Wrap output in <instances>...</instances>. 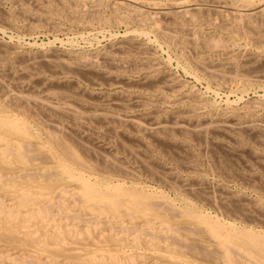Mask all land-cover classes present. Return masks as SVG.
<instances>
[{
	"label": "bare ground",
	"instance_id": "bare-ground-1",
	"mask_svg": "<svg viewBox=\"0 0 264 264\" xmlns=\"http://www.w3.org/2000/svg\"><path fill=\"white\" fill-rule=\"evenodd\" d=\"M2 1V0H1ZM18 1V0H17ZM23 1V0H22ZM26 1H28V0H26ZM31 1V0H30ZM32 1H34V0H32ZM36 2H38L37 0H35ZM42 1V0H41ZM48 1V0H47ZM53 1V2H52ZM57 1H59V4L60 5H58V3H56ZM72 0H51V2H52V4H50L49 2H47V4L49 3V6L48 7H50V8H52V9H50L49 8V10L51 11V13L52 12H54L56 15L57 14H59V15H57V16H55V17H58V18H61L60 17V15H63V17H64V15L65 16H67V17H70V15L71 14H73L72 16L73 17H70L71 18V20L73 19V20H78L79 21V17H80V20H81V22H82V20H83V18H86L87 17V19L88 18H90V17H93V16H96L95 18H97L98 19V21H97V19H96V21H97V24L96 25H98V26H101V25H103V24H101V23H109V22H118L119 23V21H120V23L123 21V19H125V17H126V15L129 17V18H131L132 19V17H133V19H137V17H139V22L140 23H142V24H146L147 26V28H149V30L151 31L150 33H153L154 34V37L156 38V41H160V40H162L161 42H167L168 44H174V46L176 47V48H180L179 50H181L180 52L182 53V55H184L185 54V56L187 57V56H189L190 55V63H193L197 68V70L199 69L200 71H201V73L200 74H202V75H204L205 77H207L208 79H210V83L212 82V80H219L220 82L221 81H224V82H230V84H231V82H240V85L242 84V86L243 87H245V86H251L253 83H255L254 84V86L256 85V84H263L264 85V61H262V63H260V62H258V63H260V65H255L253 62H256L257 61V59H258V57L261 55V53H262V51L264 52V0H207V1H209V2H211V3H209V5H205V7H203V6H201V3L204 1V0H200V6H198L199 4H198V2H196L197 0H181V1H179L178 0V2L176 3L175 1H173V2H175V3H173V4H170V3H172V2H170L169 3V6L166 8V9H164V8H161V9H159L160 11V13H161V15H158L157 13H155L157 10H154L153 12H150V11H147V10H149V9H147V8H145V9H147V10H143L141 7H142V3H144V1L143 0H141L142 1V3L140 2V1H138V0H126V1H121V0H118L116 3L118 4H120L121 3V5L123 6V5H127L126 6V8L125 9H123V10H126V12H127V9H132V10H134V14H132L131 13V11H128L129 12V14H126L124 11V13H125V16L123 15V17H121L122 16V13L120 14V16L118 15V13H117V8H115V7H112L113 6V4H114V6H115V3L114 2H110V5H111V3H113L112 5H111V7L113 8V10H111L112 11V15H110V17H108L107 15L105 16V14L104 13H102V14H104V15H102L101 14V10H102V7L103 6H105L106 8H107V4L106 3H108L109 1H106V0H73L72 2H71ZM158 1H160V0H158ZM165 1H169V0H162V2L161 3H163V2H165ZM190 1H194L197 5V7L195 6V7H191L192 5H191V3H193V2H190ZM206 1V0H205ZM205 1H204V3H205ZM206 1V2H207ZM25 2V1H24ZM23 2V3H24ZM46 2V0H44V2H43V4ZM147 2V1H146ZM190 2V3H189ZM53 3L55 4V5H58V7L57 6H55V7H51V5H53ZM87 3H88V5H89V3H90V5L89 6H87ZM149 3H150V1H149ZM160 3V2H159ZM204 3H202V5H204ZM217 3V4H216ZM30 5V4H28L27 2H25V4H21L22 5V7H23V10H22V8H21V10L22 11H25V10H27L28 8L27 7H25V6H23V5ZM35 4V3H34ZM38 4H40V3H38ZM106 4V5H105ZM146 4V3H145ZM153 3H151V5H152ZM154 4H157V3H154ZM166 2H165V6H166ZM218 5V4H220V5H222V10H218V9H215L214 7H215V5ZM21 5H20V7H21ZM42 5V4H41ZM119 6V5H116L117 7L119 6V8H121L122 6ZM158 6H159V4H157ZM191 5V6H190ZM47 6V5H46ZM45 6V7H46ZM144 6V5H143ZM160 6H162V4L160 5ZM164 6V5H163ZM30 7V6H29ZM36 7V9L38 10L39 9V7L38 6H35ZM38 7V8H37ZM45 7H43V9L45 8ZM48 7H46V9H48ZM127 7H129V8H127ZM13 8V7H12ZM105 8V9H106ZM109 8V7H108ZM151 8V7H150ZM157 8V7H156ZM218 8V7H217ZM30 9H31V7H30ZM33 9H35L34 8V5H33ZM46 9H44V12H46ZM104 9V8H103ZM104 9V10H105ZM110 9V8H109ZM164 9V11H162L161 12V10H163ZM220 9V8H219ZM29 10V9H28ZM107 10V9H106ZM105 10V11H106ZM119 10V9H118ZM153 10V9H152ZM213 11V15H212V11ZM32 11V10H31ZM36 11V10H35ZM48 11V10H47ZM110 11V10H109ZM10 12H12V11H10ZM9 12V14H11ZM14 12V11H13ZM13 12H12V14L11 15H9V16H6V20L5 19H3V17H1L3 20H5L7 23H8V21H9V23L13 20ZM19 12V11H18ZM26 12V11H25ZM33 12H34V10H33ZM41 12H43V11H41ZM40 11H39V13H41ZM43 12V13H44ZM158 12V11H157ZM16 13V12H15ZM14 13V14H15ZM35 13H37V12H35ZM46 13H48V12H46ZM45 13V14H46ZM54 13H52V14H54ZM111 13V12H110ZM110 13H108V14H110ZM120 13V12H119ZM131 13V14H130ZM8 14V13H7ZM29 14V11H28V13H25L24 15H27L29 18H30V16L28 15ZM34 14V13H33ZM44 14V15H45ZM4 16H5V14H3ZM22 15H23V13H22ZM37 15V14H36ZM36 15H32L31 17H33L34 19H36V22H40L39 20H41L40 18H38L39 20L37 21V18H35V16ZM41 15V14H40ZM43 15V14H42ZM92 15V16H91ZM132 15V16H131ZM216 17H215V16ZM46 16H48V15H46ZM90 16V17H89ZM105 16V17H104ZM136 16V17H135ZM212 17V18H217V20L219 19V23H218V26L219 27H217L216 28V30L218 29V30H220L221 31V29H223V30H226V31H228V33L230 32V33H233V34H235V36L236 37H238V38H240L241 40L243 39V42L245 41L246 43H252V44H254V46H253V48L254 47H256L255 48V50H257V51H255V53H253V55L251 56H247V57H239V56H236L235 55V51L233 52V54L235 55V56H233V55H228V53L226 54V55H224L223 56V58H217V59H214V57L215 56H213V58H212V55H216V53H217V55H219V53H220V51H219V53L218 52H216V50H223V51H225L226 52V50L229 48V47H231L233 44H232V42H230V38L233 36L232 34V36H230L229 37V39L227 40V39H224V38H222L223 37V35L222 34H220V31L218 32L219 34H220V36L222 35V37H220L219 35H217V37L216 36H214L213 37V33L211 34V33H207L208 34V36H210V37H206L207 36V34H205V33H203L204 34V36L201 34V32H199V29L201 28H199L198 30H196V28H195V26H200V25H205V23L207 22V24H208V22H209V18L208 17ZM17 18H18V16H16ZM25 17V16H24ZM50 17V16H49ZM52 17V16H51ZM210 17V20H212V18ZM14 18H15V16H14ZM17 18H15V19H17ZM26 18V17H25ZM54 17H52V19H53ZM94 18V19H95ZM15 19L12 21V22H14L15 21ZM48 18H46V20H47ZM49 19H51V18H49ZM86 19V20H87ZM92 19V18H91ZM94 19H92V21L94 20ZM131 19H129V21H131ZM18 20V19H17ZM42 20H44V18L42 19ZM45 20V21H46ZM54 20V19H53ZM61 20V19H60ZM72 20V21H73ZM162 20H164V22H165V24L164 25H162ZM30 21V20H29ZM48 21V20H47ZM46 21V22H47ZM70 21V20H69ZM78 21H77V23H78ZM84 21H85V19H84ZM83 21V22H84ZM92 21H86V22H84V23H86V24H88V22H92ZM133 21V20H132ZM131 21V22H132ZM135 21V20H134ZM179 21H181L180 23L181 24H183V22L185 23V22H187V24H189V23H193L194 24V26H193V28L195 29L194 31H192V29H191V31H189L190 30V28L187 26L186 28H184L185 27V24L184 25H181V24H179ZM214 21L216 22V19H214ZM214 21L212 22V23H214ZM23 22H24V19H23ZM45 22V23H46ZM74 22V21H73ZM76 22V21H75ZM124 22V21H123ZM136 22V21H135ZM135 22H133V23H135ZM189 22V23H188ZM211 22V21H210ZM210 22H209V24H210ZM218 22V21H217ZM217 22H216V24H217ZM1 23V22H0ZM8 23V24H9ZM30 23H31V21H30ZM30 23H28L27 25H29ZM43 23V22H42ZM41 23V24H42ZM50 23H55V22H50ZM71 23V22H70ZM80 23V22H79ZM93 23H94V21H93ZM100 25H99V24ZM117 23V24H118ZM126 23V22H125ZM140 23H137V24H140ZM4 24V23H3ZM12 24V23H11ZM38 24V23H37ZM37 24H35V22L34 23H31L29 26H30V28H32V27H34V28H36V26H37ZM46 24H48V22L46 23ZM56 24V23H55ZM54 24V25H55ZM113 24V23H112ZM193 24H191V25H193ZM10 25V24H9ZM13 25V24H12ZM24 25V24H23ZM43 25V24H42ZM91 25H93V24H91ZM106 25V24H105ZM114 25V24H113ZM121 25V24H120ZM124 25V24H123ZM130 25V24H129ZM191 25H189V26H191ZM203 25V26H204ZM213 25V24H212ZM215 25V24H214ZM28 26V27H29ZM39 26L40 25H38V28H39ZM44 26V25H43ZM49 26V25H48ZM94 26H95V24H94ZM98 26H96V28L98 27ZM112 26V25H111ZM126 26V25H125ZM140 26H142V25H140ZM145 26V25H144ZM207 26V28L209 27V26H211V25H206ZM217 26V25H216ZM215 26V27H216ZM47 27V26H46ZM128 27V26H127ZM192 27V26H191ZM33 28V29H34ZM53 28V27H52ZM55 28V27H54ZM100 28V27H99ZM105 28V27H104ZM138 28V27H137ZM141 28V27H140ZM187 28H189V30L187 29ZM204 28V27H203ZM206 28V27H205ZM213 28H214V26H213ZM212 28V29H213ZM221 28V29H220ZM40 29V28H39ZM60 29V28H59ZM106 29V28H105ZM109 29V28H108ZM136 29V28H135ZM142 29V28H141ZM211 28H209V30H210ZM215 29V28H214ZM56 30H58V29H56ZM76 30H77V28H76ZM101 30H102V28H101ZM139 30V29H138ZM148 30V29H147ZM188 30V31H187ZM31 31H32V29H31ZM49 31V30H48ZM125 31H129V30H126L125 29ZM124 31V32H125ZM130 31H131V27H130ZM146 30H144V31H137V30H135V31H133V29H132V32H131V35H127V32H125V35L127 36H125V35H123V36H125L124 37V39L122 38V36H121V38L124 40H122L121 42L119 41V42H117V40L119 39L118 38V36H117V40H116V38H115V40H116V43H112L110 46H109V48L108 49H102V52H99V50H100V48H98L97 49V52H99V53H97L96 51H91V54H88V55H91L90 57H88V56H85V55H82L83 54V52H82V54H80L81 53V51H80V55L78 54V53H76L75 52V54H76V56H72V55H69L70 53V51L68 52V54L67 53H65L64 54V52L63 51H66L67 52V49L65 50H63V49H61V50H59V48H56V51L54 50L55 48H52L53 50H49L48 52L47 51H45L46 49L48 50V48H50L48 45L49 44H47V46H48V48H46L45 50H40L41 52H40V54L39 55H37V56H33V57H28V55H25L26 53H24V55L25 56H27V57H22V55L19 53V55H18V52H16L17 53V56L14 54V50H12V49H14V48H17L16 47V45H15V47L13 46L12 47V45H11V47H12V49H11V47L10 46H7V45H9L7 42H5V43H7V45L5 46V45H3V48L4 47H8L7 49H10L11 51L10 52H7L8 54H6V53H4V50L2 49L1 51H2V55H1V53H0V75H2L1 77H3L4 78V80H6L7 79V77H8V79H12V81H14V82H12L13 83V86L16 84V86H17V88L16 87H13V86H10L11 85V83L10 82H8V83H10V85H7L8 83H7V80L5 81V83H3L4 82V80H2V79H0V80H2V81H0V88L2 89L1 91L3 92L2 94H4V97H3V95L1 96V97H3L4 98V101H1L0 100V169H3V168H11L13 165H16V166H18L19 168H20V170L21 171H19L18 172V170L15 172V173H20L19 175H17L16 174V176H14L15 175V173H14V171L12 172V174L14 173V175L12 176V175H10L9 174V172H11V169L9 170V172H6L7 173V175L5 174V175H3L2 173H0V188H2V189H10V190H12V191H10L11 193H12V195L14 196V198L16 199L15 201H13V203L15 202H17V205L18 206H23V208L24 207H29V209L25 212V211H23V212H21L20 210H17L18 208H17V206H16V208L14 207V206H12V207H14V208H9L8 209V207H5V205L2 203V201L0 200V232L1 231H6V234L4 235V236H7L8 237V239L10 238V240L13 242V244H15L16 242L15 241H17V237L16 236H19V226H21V228L22 229H24V227H25V225L26 224H28V223H26V222H29V221H31V220H33V219H36V218H38L39 216L41 217L42 216V220L44 221L45 220V218L47 219L48 217H50V216H52L53 217V213H52V208L54 207V206H56V208H58V213L60 212V211H65L66 212V214L68 215V216H70L71 218H72V216H73V221H75V219H77L76 221L78 222V221H80V220H82V222H84V224H85V227L86 228H89L90 227V224H92L93 222H95L96 223V221H97V219L99 220V218H98V216L100 215V216H102L103 218H101V220H103L102 222L105 224V225H111L112 224V219H114L115 221H120V219H122L123 218V215L124 214H127V215H129L130 217H132V218H137V217H142L145 221V223H144V225H145V227H143V228H137V227H135V225L133 226V223L132 224H126V223H124V225L122 224V223H118V222H116V223H114V224H112V230L113 229H115V228H122L124 231H127V232H131L132 234V239H131V243H132V245H136L135 246V248L140 244V237L143 235V233H145L146 232V235H148V241H147V247H151V248H157V251L159 252V253H157V254H159L160 255V258H161V261H167L168 259H177V260H182V261H184L185 259H184V256L188 253H186V251H192L193 253L194 252H197V253H194L195 255H197V256H202L203 254V252L205 251H202V255L200 254V252H201V249L198 247V246H195L194 245V243H192L191 242V240H188V234H190V235H192V234H200V235H203V234H205L207 237H208V239H209V236L210 237H212L213 239H214V241H215V248H216V251H217V254H213L212 256H211V253H213V252H206L205 251V258L207 257V256H210L211 258L212 257H216V258H218L219 260L218 261H222L224 264H264V233L263 232H260L261 230H259L258 228V230L259 231H257V230H255V229H253L252 227H251V225L249 226V227H251V228H244L243 226L242 227H237L238 225H239V223H238V225L236 226V224H234V223H232V221H228L227 222V220L225 221V220H223V221H221V220H219L218 218H219V215H217L218 216V218L215 216V218L214 217H212L211 215H209V213H210V210H208V214L206 213V211H204L205 213H203V211H200L199 209H197L198 207H196L195 205H194V202H196V201H191L192 199H185L186 200V203H183V201H185V200H183L182 201V203L184 204H182L181 206H179V205H177V204H175L173 201H172V198L170 197V195H169V193H168V197H170L169 199L167 198V196L165 195H163L160 191H158V190H161L160 188H158V192L157 191H155V190H153V189H155V188H153L152 190H148L147 188H148V186H150V185H148V186H146L145 185V187H142L143 186V184H142V188H140L137 184H134V182L133 183H130L129 185L125 182V178H124V180H122L123 178V176L120 178V176L122 175V174H125V176L127 175L128 177L130 176V177H135L136 175H137V177H138V174L139 173H137L136 174V172H135V174L136 175H134V171H135V169L134 170H130V169H127L126 167H124V164H123V160L122 159H120V160H122L123 162L121 163V161L118 163V161H116L114 158H111L110 156H112V155H109V151H108V149H106V147H101L100 145H99V143H98V145H96L95 144V142H94V140L96 141L97 139H99L100 137L102 138L103 136H106V135H108L109 137L108 138H111L112 137V139L114 138L115 139V141H116V139L119 137V139L121 140V138H120V136H118L117 135V133L119 132H116V130L115 129H117V128H112V127H114V126H111V125H113L112 123H114V124H116V123H118L119 125H126V126H129V127H127V128H132V129H134L135 131H137V134H138V132L139 133H141L142 135H144L143 137H145V134L147 135V137H145V138H148V136L149 137H157V139H158V136L161 138V136L163 137V134H164V136H165V138H167V140L168 141H171V143H169V145L171 144H173V143H175L176 145H177V147L178 146H181L182 147V149H181V151L183 150V148L185 149H188V147L189 148H191L190 147V145L189 146H186L187 144H185L186 142H188V141H190V140H192V139H195L194 140V142L196 141V139L198 140V141H200L199 143H200V145L202 144V142H204L203 144H206L205 142L206 141H209L210 140V138L211 137H209V135L207 136V134L210 132V135L212 134V133H215V131H218V132H221V134L219 135V139H220V136L221 135H223V139H222V141L220 140V142L218 143V145L221 143V145H219V146H225L226 148H228V150H229V148L231 147V145H229V141H232V142H234L236 145H234L235 147L232 149V148H230V151L232 150V154H233V152H234V150L236 151V152H238L239 153V155H240V153H242V151L244 152H246V147L248 146V144H247V139L249 138V140H250V138H252L251 136L253 135V137H255V138H258V137H260V136H263L264 137V122L262 121V120H264V119H262L261 121L263 122H260V121H258L257 119H258V117H261V116H258V117H255L256 115H254V113L252 114V108L254 107L253 105H252V107H248L247 106V108L246 107H244L243 109H244V111L242 110V111H236V109L237 108H232L233 110L231 111V109H226V108H224V109H226V112H227V110L228 111H230V113H229V115H223V114H220V113H218V114H215V116H214V114H212L213 116L212 117H208V116H204L205 115V113L203 114L202 112H201V114L203 115V117L201 116V114L200 115H198V113L199 112H197V110H195L194 111V109H191L190 107V109L192 110V113H193V111H194V113L195 112H197V115L198 116H194V115H190V113H189V111H188V114H181V112H180V110H178V111H176L177 109H174L175 111H176V115L174 114V117L173 116H170V118L168 117L169 115H170V111H168V114L169 115H167V117L169 118L168 120L165 118V115H163L162 113V116L165 118V119H162L163 117L161 116V117H156L157 115H154L153 116V114H150V115H145V114H143V111H141L142 113L139 115L137 112V116L135 115V116H133V115H128V112H126L125 111V113H127V114H124V113H122V114H124L123 116H121L120 114H119V112H118V114L117 115H115V114H113V113H111V111L112 110H109L110 112H107V109H106V111L105 110H103V108H101V105L103 106V104H104V106L105 105H108V106H112V107H114L115 106V108L117 109V107H118V109L119 108H124V109H128L129 107V109H131L132 107H136V108H138L139 106H143L141 109H143L144 107H146L145 106V104H147L151 99L150 98H154V97H151L150 96V93L148 94L150 97H148V95H147V98H149L148 100H146V101H148V102H146L145 103V99L146 98H140L137 94H134V93H132L131 95H125V94H123L122 92V94L119 96V97H117L118 96V93H115V94H117V96H114L113 97V99H111L110 97L112 96L111 94H110V96H108L109 98H106V97H104V98H102V100L100 99H98L97 98V100L96 99H94L95 97L93 96V95H95V92H94V94H92V91H91V96H93L94 98H92V97H90L89 95H87L88 93H85V92H83V91H81V90H79L78 88V86H80L79 85V83H77V81H76V83L77 84H69L68 86L66 85V84H64L63 86H62V84H60L59 86H56V82L59 80V78L58 79H56V81H51V83H50V81H48L47 83L49 84V86L51 85V84H55L54 85V87L52 86V87H48V86H46V85H48V84H46L45 86H44V84H45V80L48 78V79H51L50 77H47V78H45V80L44 79H38L37 81L41 84V91L43 90L42 89V86H44L45 88H44V90H43V93H41V91L40 90H38L37 89V87L40 85L39 83H37V81H34V83H35V85H36V83L37 84H39V85H36V89L32 86L33 84L31 83V81H30V83H31V85H30V87L28 88V90L25 88V87H28V84H27V82H28V80L27 79H29V78H31V76H34V74L35 75H37V72H39V71H44L45 69L44 68H46V67H48V70L50 69V70H53L54 72H57L58 70L59 71H63V73L64 72H74L73 74L75 75V77H76V73L78 74V76H79V74H81L82 73V76H80V77H82V78H84V76H86L85 78H88L87 76H88V74L89 73H87V71L88 72H91L92 71V74H98L99 73V69H101V67L104 69V70H101L100 72L101 73H105V74H107V76L109 75L110 76V74H112L111 76L113 77V78H117V80H119V79H123L124 78V75H123V77H114V76H116V74L119 72V73H122V74H124V73H126L127 72V70H128V66L129 65H131V66H135L136 67V65H137V62H135V60L137 59V61H139L138 59H143V57L142 58H138V56L140 55L139 53H141V54H143V52L144 53H147L148 51H147V45L149 44H147L146 43V39L147 38H149L148 37V32H145ZM200 31H202V28H201V30ZM204 31H206V30H204ZM92 32V31H91ZM100 31L98 30V33H99ZM211 32H214V31H211ZM225 32V31H224ZM149 33V34H150ZM217 32L215 31V34H216ZM221 33H222V31H221ZM104 34V33H103ZM153 34H152V36H153ZM211 34V35H210ZM224 34V33H223ZM111 35V34H110ZM229 35V34H228ZM68 36V35H67ZM72 36V35H71ZM86 36V35H85ZM90 36V35H89ZM91 36H93V35H91ZM90 36V37H91ZM113 36H116V35H114L113 34ZM212 36V37H211ZM235 36H234V38H231L232 40L233 39H235ZM82 37V36H81ZM110 37H112V36H110ZM76 38V37H75ZM94 38V37H93ZM101 38H102V36H101ZM145 38V39H144ZM153 38V37H152ZM151 38V39H152ZM226 38V37H225ZM10 39V38H9ZM95 39H96V36H95ZM94 39V40H95ZM99 39V38H98ZM97 39V40H98ZM56 40V39H55ZM75 40V39H74ZM96 40V41H97ZM120 40V39H119ZM231 40V41H232ZM237 40V39H236ZM57 41V40H56ZM69 41H70V39H69ZM68 41V42H69ZM86 41H87V39H86ZM150 41H152V40H150ZM239 40H237V42H238ZM28 42V41H27ZM41 42V41H40ZM63 42V41H62ZM72 42H75V41H72ZM72 42H70V43H72ZM110 42H111V40H110ZM158 42H157V44H158ZM240 43H241V41H239ZM244 42V43H245ZM1 43V46H2V42H0ZM5 43H3V44H5ZM166 43V44H167ZM234 43H235V40H234ZM243 43V44H244ZM12 44V43H11ZM77 43H75V45H76ZM89 44V43H88ZM154 44H155V42H154ZM165 44V46H168V45H166ZM232 44V45H231ZM237 44V43H236ZM235 44V46H237ZM242 44V43H241ZM14 45V44H13ZM40 45H42V44H40ZM44 45V44H43ZM80 45V44H79ZM94 45V44H93ZM150 45H152V44H150ZM19 46V45H18ZM53 46H54V44H53ZM52 46V47H53ZM155 46V45H154ZM158 46H160V44H158ZM238 46H241L240 44H238ZM248 46H249V44H248ZM45 47V46H44ZM91 47V46H90ZM96 47V46H95ZM107 46H105V48H106ZM242 47L244 48V45H242ZM246 47V46H245ZM2 48V47H1ZM0 48V49H1ZM20 48V47H19ZM40 48V47H39ZM41 48H43V47H41ZM69 48V47H68ZM97 48V47H96ZM148 48H151L150 49V51L149 52H151V50L153 49V47H148ZM154 48H156V47H154ZM189 48L191 49V50H189ZM232 48V47H231ZM239 48V47H238ZM237 48V49H238ZM249 48V47H248ZM252 48V47H251ZM18 49V48H17ZM59 51H58V50ZM170 49H172V48H170ZM174 49V48H173ZM236 49V51H238ZM247 48H245V50H246ZM63 50V51H62ZM69 50V49H68ZM71 50V49H70ZM96 50V49H95ZM160 50H162V48H161V46H160ZM164 50V49H163ZM162 50V51H163ZM166 50H167V48H166ZM166 50H164V51H166ZM175 50V49H174ZM186 50H188V51H190V52H192L193 54H191L190 52V54L188 55H186ZM239 50H240V48H239ZM249 50H250V48H249ZM7 51H9V50H7ZM15 51H17L16 49H15ZM28 51V50H27ZM31 51V50H30ZM29 51V52H30ZM39 51V50H38ZM37 51V52H38ZM61 51L63 52V53H61ZM73 51V50H72ZM71 51V52H72ZM156 50H154V51H152L151 53H153V52H155ZM172 51V50H171ZM176 51V50H175ZM213 51H215L216 53H214ZM222 51V52H223ZM243 51H244V49H243ZM242 51V52H243ZM248 51V50H247ZM252 51V50H251ZM23 52V51H22ZM36 52V53H37ZM157 52V51H156ZM177 52V51H176ZM179 52V53H180ZM213 52V53H212ZM229 52V51H228ZM245 52V51H244ZM4 53V54H3ZM31 53V52H30ZM35 53V54H36ZM86 53V52H85ZM93 53H97V55H92ZM139 55H138V54ZM151 53L150 54H148V55H151ZM166 53H167V51H166ZM171 53V52H170ZM184 53V54H183ZM209 53H211V54H209ZM224 53V52H223ZM231 53H232V51H231ZM230 52H229V54H231ZM251 54V52L249 51V52H247V54ZM28 54V53H27ZM32 54H34V53H32ZM31 54V55H32ZM71 54H73V53H71ZM86 54V55H87ZM135 54H137V56H135ZM158 54V53H157ZM169 54V53H168ZM174 54V53H173ZM240 54H242V55H244V53H239V55ZM30 55V54H29ZM148 55H146L147 57H148ZM177 55V54H176ZM181 55V54H180ZM179 55V56H180ZM181 55V56H182ZM19 56V58H20V56H21V59H19L18 60V57ZM93 56V57H92ZM141 56V55H140ZM145 56V57H146ZM153 56H156L155 54L153 55ZM168 56H170V54L168 55ZM175 56V55H174ZM245 56V55H244ZM263 56V55H262ZM137 57V58H136ZM146 57V58H147ZM149 57H152V56H149ZM148 57V58H149ZM156 57H159L158 55L156 56ZM176 58H178L177 56H175ZM184 57V56H183ZM182 57V58H183ZM136 58V59H135ZM144 59L143 61H146V60H148V61H150V62H152V60H150V59ZM152 58H155V57H152ZM161 58H163V57H161ZM160 58V59H161ZM169 58V57H168ZM170 58L171 59H173V57H171L170 56ZM188 59L187 60H189V57H187ZM262 58V57H261ZM17 59V60H16ZM158 59V58H157ZM165 59H167V58H165ZM168 60H170V59H168ZM256 60V61H255ZM264 60V59H263ZM148 61H146L145 63H147ZM159 61V60H158ZM158 61H153V62H155L156 64H153L154 66L153 67H155V66H157L158 64H157V62ZM175 61V60H174ZM135 62V64L136 65H134L133 63ZM150 62H148V64H149V66L151 67V64L153 63H151L150 64ZM177 62V61H176ZM179 62V61H178ZM183 62H185V61H183ZM189 62V61H188ZM188 62H185V63H188ZM144 63V62H143ZM143 63H141V65H139V66H142L143 65ZM158 63H160V61L158 62ZM166 63V62H165ZM254 64V65H252V64ZM257 63V62H256ZM128 66H127V65ZM168 64V63H167ZM177 64V63H176ZM252 65L253 67L254 66H256V68L254 67H252L253 68V70H252V68L249 66V65ZM124 65H126V67H127V70H126V67H125V70H126V72H125V70H124ZM159 65H161V64H159ZM178 65V64H177ZM185 65H187V64H185ZM191 65V64H190ZM148 66V65H147ZM180 66V68H181V65H179ZM133 67H131V68H133ZM134 67V68H135ZM138 67V66H137ZM136 67V68H137ZM152 67V68H153ZM163 67V66H162ZM161 67V68H162ZM176 67V66H175ZM192 67H193V65H192ZM129 68H130V66H129ZM130 68V69H131ZM146 69L147 68V71H148V67H146L145 68V65H144V67L142 66V67H140L138 70L139 71H141L142 69ZM151 68V69H152ZM157 69H159L158 67H156ZM184 68V67H183ZM190 68H191V66H190ZM195 68V67H194ZM88 69V70H87ZM141 69V70H140ZM143 69V70H144ZM150 69V68H149ZM87 70V71H86ZM134 70V69H133ZM183 70V69H182ZM191 70V69H190ZM194 71H195V69H193ZM249 70H252V72L250 73V75L252 74V73H255L254 75H255V78L254 79H251L250 77H248L247 75H248V71ZM41 72L42 74L44 73V72ZM97 71V72H96ZM103 71V72H102ZM129 71V70H128ZM138 71V72H139ZM157 71V70H156ZM184 71V70H183ZM48 72H50V71H48ZM95 72V73H94ZM114 72H117L116 74H114ZM131 72H133L132 70H131ZM130 72V73H131ZM137 72V71H136ZM136 72H135V74H136ZM159 72H161V71H158V73ZM163 72H164V70H163ZM190 72V71H189ZM188 72V73H189ZM246 72V73H245ZM62 73V74H63ZM151 73V72H150ZM150 73H148V74H145V77L144 78H146L147 77V79H148V77L149 76H147V75H149ZM157 73V72H156ZM166 73H167V71H166ZM165 73V74H166ZM172 73V72H171ZM170 73V74H171ZM185 73H187V71H185ZM46 74V73H45ZM56 74H58V73H56ZM70 74V73H69ZM86 74V75H85ZM96 74L94 75V76H96ZM105 74H104V76H105ZM132 74H134V72L132 73ZM154 74V73H153ZM162 73H160L159 75H161ZM164 74V73H163ZM192 74V73H191ZM196 74V73H195ZM199 74V75H200ZM247 74V75H246ZM40 75V74H39ZM58 75H60V74H58ZM100 75L103 77V74H99L98 76V78H100ZM118 75V74H117ZM126 75H127V77H128V74L126 73ZM138 75V74H137ZM151 75H152V73H151ZM150 75V76H151ZM156 75H158V74H156ZM155 75V76H156ZM159 75H158V77L157 78H159ZM173 74H171V76H172ZM186 75V74H185ZM193 75V74H192ZM191 75V76H192ZM253 75V74H252ZM43 76V75H42ZM65 76V75H64ZM70 76V75H69ZM92 76V75H91ZM90 76V74H89V77H91ZM94 76H92V77H94ZM143 76V75H142ZM141 76V77H142ZM154 76V75H153ZM153 76H151L152 77V79L153 78H156L155 76L153 77ZM203 76V77H204ZM71 77H72V74H71ZM91 77V78H92ZM106 77V76H105ZM112 77H110L111 78V80L110 79H105V80H107V81H111L112 82ZM127 77H126V79H127ZM130 77H131V79H132V76L130 75ZM129 77V78H130ZM141 77H140V79H141ZM150 77V78H151ZM165 77V76H164ZM163 77V79H162V81L163 82H166V77L164 78ZM172 77H176V76H172ZM170 78V77H167V78H169V79H171L172 81H176L177 79H174V78ZM194 77V76H193ZM202 77V76H201ZM202 77V79L204 80V78ZM254 77V76H253ZM81 78V79H82ZM84 78V79H85ZM97 78V79H98ZM128 78V79H129ZM134 78V77H133ZM156 78V79H157ZM196 78H198L197 76H196ZM207 78H206V80H207ZM32 79H34V78H32ZM31 79V80H32ZM47 79V80H48ZM54 80H55V78H53ZM52 79V80H53ZM63 79H65V78H63ZM69 79V78H68ZM72 79H74L73 77H72ZM78 78L76 77V80H77ZM97 79H95V81L97 80ZM104 79V78H103ZM131 79H129L130 81V84H131V86H132V80ZM140 79H139V77H138V80H139V82H141V84H139V82H138V84L139 85H141V87H143V91H147V90H149V92H151L152 90H153V92H154V89H156V87L158 88V85H161V84H163V83H158L156 80H152V81H148L147 82V79H146V81H143V80H141L140 81ZM160 79H161V77H160ZM159 79V82H162L161 80ZM174 79V80H173ZM36 80V79H35ZM91 83L92 82H94L93 81V79H88ZM88 80H86L87 81V83H90V82H88ZM100 80H102V79H100ZM116 80V79H115ZM115 80H113V84H114V81ZM116 80V81H117ZM124 80H125V78H124ZM123 80V81H124ZM150 80V79H149ZM158 80V79H157ZM179 80V79H178ZM177 80V81H178ZM196 80V79H195ZM202 80V81H203ZM60 81L62 82V79H60ZM66 81H68L67 79H66ZM85 81V80H84ZM115 81V82H116ZM122 81V80H121ZM121 81H117L118 82V84H120L119 82H121ZM134 81V80H133ZM155 81H156V83H155ZM169 81V80H168ZM65 81H63L62 83H64ZM75 81L74 80H72V82H70V83H74ZM128 82V80H127V82L126 83H129ZM180 82V81H179ZM181 82H182V80H181ZM184 82V81H183ZM218 82V81H217ZM44 83V84H43ZM65 83H67V82H65ZM69 83V82H68ZM67 83V84H68ZM100 83V82H99ZM125 83V84H126ZM137 83V82H136ZM157 83H158V85H157ZM175 83V82H174ZM173 83V84H174ZM206 83V82H205ZM210 83H208V85L210 84ZM235 83V84H236ZM43 84V85H42ZM93 84V83H92ZM90 85V86H93V85ZM101 84V83H100ZM100 84H98V85H100ZM111 84V83H110ZM135 83L133 82V85H134ZM137 84V85H138ZM168 82L166 83V87L168 86ZM171 84V83H170ZM176 84H178L177 82H176ZM181 84H183V83H181ZM220 84V83H219ZM234 84V83H233ZM234 84V85H235ZM78 85V86H77ZM94 85H95V83H94ZM97 85V84H96ZM109 85V84H108ZM107 85V86H108ZM128 86H129V84H127ZM137 85H135L136 86V88H137ZM180 84H178V86H179ZM185 85V84H184ZM218 85V84H217ZM224 86H226L225 84H223ZM228 85V84H227ZM263 85H262V87H263ZM65 86V87H64ZM78 88H77V87ZM121 86H123V85H121ZM134 86V87H135ZM177 86V87H178ZM181 86V85H180ZM212 86L214 87L215 86V88L216 87H218V86H216V85H213L212 84ZM221 86H222V84H221ZM231 86V85H230ZM229 86V87H230ZM236 86V85H235ZM256 86H258V85H256ZM31 87H33L34 89H35V91H34V89H33V91H29V89L31 88ZM133 87V86H132ZM163 87V86H162ZM169 87H172V85L170 86L169 85ZM169 87H168V89H169ZM82 88V87H81ZM80 88V89H81ZM86 89H87V86L85 87ZM128 88H130V87H128ZM174 88H176V86L174 87ZM180 88V87H179ZM179 88H176V89H173V88H171L172 90H170V91H173L172 92V95H173V93L175 92V91H178L177 89H179ZM181 88H183L182 86H181ZM180 88V89H181ZM206 88H207V86H206ZM218 88H220V86L218 87ZM227 88V87H226ZM231 88V87H230ZM236 88H237V86H236ZM259 89H261L260 88V86L258 87ZM257 88V89H258ZM264 88V87H263ZM82 89H84V87L82 88ZM132 89V88H131ZM138 89V88H137ZM137 89H136V91H137ZM142 89V88H141ZM141 89H139V90H141ZM164 88H159V90H161V92H162V90H163ZM166 89V88H165ZM223 89V88H222ZM234 89H235V87H234ZM240 89V88H239ZM242 89V88H241ZM250 89V88H249ZM32 90V89H31ZM88 90V89H87ZM123 90V89H122ZM156 90H158V89H156ZM156 90H155V92H156ZM158 90V91H159ZM182 90V89H181ZM209 90V89H208ZM246 90V89H245ZM0 91V92H1ZM37 91H39V92H37ZM86 91V90H85ZM90 91V90H89ZM100 91V90H99ZM143 91H142V93H143ZM157 91V92H158ZM168 91V90H167ZM169 91V92H170ZM184 91V90H183ZM182 91V92H183ZM190 91V90H189ZM211 91V90H210ZM214 91V90H213ZM230 91V90H229ZM229 91H228V93H229ZM234 91V90H233ZM238 91V90H237ZM247 91V90H246ZM248 91H250V90H248ZM88 92V91H87ZM156 92V93H157ZM160 92V93H161ZM164 92V91H163ZM168 92V93H169ZM181 92V93H182ZM185 92V93H184ZM183 93L185 94V95H187L188 93L186 92V91H184ZM191 92V91H190ZM198 92H200V91H198ZM198 92H193L194 94L195 93H198ZM232 92V91H231ZM239 92V91H238ZM39 93H41V94H39ZM104 93V92H103ZM130 93V92H129ZM139 93V92H138ZM141 93V92H140ZM145 93V92H144ZM152 93V92H151ZM155 93V94H156ZM233 93V92H232ZM236 93V92H235ZM242 93H244V92H242ZM96 94H97V92H96ZM101 93H99L98 95H100ZM134 94V96H132ZM146 94V93H145ZM154 94V95H155ZM183 94V95H184ZM192 94V93H191ZM231 94V93H230ZM234 94V93H233ZM259 94V93H258ZM103 95V94H102ZM105 95V94H104ZM136 95V96H135ZM140 95V94H139ZM143 95V94H142ZM153 95V96H154ZM172 95H171V99L173 100V98H172ZM182 95V94H181ZM180 95V96H181ZM182 95V96H183ZM184 95V96H185ZM215 95V94H214ZM229 95V94H228ZM241 95V94H240ZM243 95V94H242ZM246 95V94H245ZM95 96H97V95H95ZM143 96H145V95H143ZM155 96H157V95H155ZM164 96H166V94H163V96L161 97V95L159 96V104H163V101L165 100H163V97ZM176 96H178V95H175L174 96V98L176 97ZM188 96V95H187ZM193 96V95H192ZM200 96H202V97H205V96H203V94L201 95H199V97ZM216 96V95H215ZM248 96V95H247ZM102 97V96H101ZM116 97V98H115ZM167 97V99H168V95L166 96ZM207 97V96H206ZM235 97H237V95L235 94ZM234 97V98H235ZM239 97V96H238ZM263 97V96H262ZM177 98H179V97H177ZM182 98V97H181ZM190 98V100L191 101H193V98H191V97H189ZM197 98V97H196ZM195 98V99H196ZM201 98V97H200ZM200 98H199V100H200ZM256 98H258V97H256ZM264 98V97H263ZM144 99V100H143ZM157 98L155 97V99H154V101L156 100ZM187 99V98H186ZM186 99H184L183 100V98L182 99H180V100H182V102H184ZM202 99V98H201ZM228 99V98H227ZM99 100V101H98ZM163 100V101H162ZM168 100H170V99H168ZM177 100V99H176ZM176 100H174V101H176ZM180 100H177L178 102L180 101ZM204 100V99H203ZM238 100V99H237ZM236 100V101H237ZM257 100V99H256ZM260 99H258V101H259ZM262 100V99H261ZM260 100V101H261ZM264 100V99H263ZM153 101V100H152ZM152 101H150V103L152 102ZM174 101H172V102H174ZM187 101V100H186ZM205 101L206 102H208V103H211L210 101H207L206 100V98H205ZM204 101V102H205ZM213 101V100H212ZM224 101L225 102H227V100H225L224 99ZM231 101V100H230ZM230 101H228V102H230ZM232 101H234V100H232ZM241 101V100H240ZM243 101V100H242ZM254 101V100H253ZM259 101V103L258 104H260L261 102ZM156 102H157V100H156ZM162 102V103H161ZM168 102V101H167ZM167 102L165 101V103L167 104ZM172 102H168V104L169 103H171V106H173L172 105ZM177 102V105L180 103H178ZM194 102H199V101H193L191 104H195ZM202 103H201V105L203 104V101H201ZM247 102H248V100H247ZM249 102H250V100H249ZM257 102V101H256ZM5 103H12V105H14V106H17V107H19V109H22V112L23 111H25L26 113H27V115L29 114V115H31V117L33 118V120L35 121H37V123H39L40 124V126H41V130L43 131L42 132V135L44 136H40L39 134L40 133H37V132H35L34 130H32L31 128L32 127H30L28 124H27V122L24 120V118H21L20 116L21 115H19V116H16L15 114H13V110H11V107L10 106H8V105H5ZM164 103V104H165ZM200 103V102H199ZM234 103H236V102H234ZM253 103V102H252ZM251 103V104H252ZM263 103V102H262ZM260 104V105H258L260 108L262 107H264L263 105L264 104ZM152 104V103H151ZM154 104V103H153ZM167 104V105H168ZM173 104H175V102L173 103ZM180 104H182V103H180ZM184 104H185V102H184ZM187 104V108H188V106H189V104L188 103H186ZM197 104V103H196ZM239 104H240V102H239ZM242 104V103H241ZM244 104V103H243ZM249 105H250V103H248ZM254 104V103H253ZM158 105V104H157ZM210 105V104H209ZM230 105V104H229ZM237 105V104H236ZM245 105V104H244ZM262 105V106H261ZM108 106H107V108H108ZM150 106V105H149ZM154 106V105H153ZM170 106V105H169ZM168 106V107H169ZM176 106V105H175ZM181 106V108H182V105H180ZM186 106V105H185ZM195 106V105H194ZM194 106H191V107H194ZM200 106V105H199ZM204 107H205V105H203ZM219 106V105H218ZM246 106V105H245ZM164 107V106H163ZM166 107V106H165ZM201 107V106H200ZM203 107V108H204ZM210 107H212V105L210 106ZM224 107V106H223ZM226 107V106H225ZM230 107V106H229ZM14 108V107H13ZM106 108V107H105ZM111 108V107H110ZM149 107H147V109H148ZM157 108H158V106H157ZM172 108V107H171ZM174 108V107H173ZM202 108V109H203ZM207 108V107H206ZM214 108V107H213ZM228 108V107H227ZM240 108V107H239ZM256 108V107H255ZM14 109H16V107L14 108ZM18 109V108H17ZM121 109V110H122ZM146 109V108H145ZM150 109V108H149ZM156 109V108H155ZM155 109L153 108V110L155 111ZM160 109H161V111L160 112H162V110L164 109H162V106H160ZM159 108H158V110H160ZM167 108H165L164 110H166ZM178 109H180V107L178 108ZM185 109H183V111L185 110ZM215 109H216V107H215ZM219 109V108H218ZM257 111H259V108L257 107ZM37 110H38V112H44V116H46L47 118H45L44 116H43V112H42V115H40V116H37V115H39V113L37 112ZM133 110V109H132ZM144 110V109H143ZM152 110V111H153ZM158 110H156V112L158 111ZM173 110V109H172ZM208 110V109H207ZM211 110V109H210ZM210 110H208L209 111V113H210ZM220 110H222V112H223V109H221L220 108ZM219 110V111H220ZM240 110V109H239ZM256 110V109H255ZM254 110V111H255ZM263 110V109H262ZM16 111V110H15ZM115 110H114V108H113V111L112 112H114ZM118 111V110H117ZM129 111V110H128ZM135 111V110H134ZM133 111V112H134ZM138 111V110H137ZM151 112V113H153L151 110H148L147 111V113L148 112ZM200 111V110H199ZM202 111V110H201ZM253 111V112H254ZM131 112V111H130ZM133 112H132V114H133ZM140 112V111H139ZM146 112V111H145ZM144 112V113H145ZM149 112V113H150ZM155 112V113H156ZM160 112H157V114L159 113L160 114ZM172 112V111H171ZM178 112H180V114L178 113ZM191 112V111H190ZM212 112H214V111H212ZM218 111H217V109H216V113H217ZM261 112H263V111H261ZM116 113V112H115ZM154 113V114H155ZM173 113V112H172ZM175 113V112H174ZM185 113V112H184ZM191 113V114H192ZM208 113V112H207ZM224 113H225V111H224ZM160 114V115H161ZM256 114H258V112L256 113ZM210 115H211V113H210ZM218 115V116H217ZM260 115V114H259ZM263 115H264V113H263ZM41 116H43L44 117V119H46L48 122H50V124H48L47 123V121H45V120H43L42 119V117ZM199 116H201V117H199ZM30 118V117H29ZM40 118V119H39ZM27 119V118H26ZM42 119V120H41ZM260 120V119H259ZM32 121V120H31ZM34 121H32V122H34ZM44 121L46 122V123H44ZM148 122V124H147V122ZM144 122H146V124L144 123ZM29 123V122H28ZM96 123L98 126L96 127L94 124ZM259 123H262V124H259ZM30 124V123H29ZM38 124V125H39ZM87 124V125H86ZM90 124H91V127H90ZM119 125H116L115 127H118ZM101 126H102V128L105 126V128L104 129H102L101 128ZM82 128V131H80L78 128ZM94 127H96V128H94ZM121 127L122 126H120V129H121ZM40 128V127H39ZM99 128H101L102 130H99ZM126 128V127H125ZM76 129V130H75ZM77 129L79 130V131H77ZM83 129H86V130H90L88 133L89 134H87V133H85L84 134V136L86 135V136H88L90 139L91 138H93L92 140H93V142H92V144H91V141H89L88 140V142H85V140H83L84 138H83V133H84V130ZM112 129V130H111ZM119 129V130H120ZM36 130V129H35ZM133 130V131H134ZM101 131V132H100ZM121 131V130H120ZM124 131V130H123ZM122 131V132H123ZM134 131V132H135ZM214 131V132H213ZM78 132H80V133H78ZM81 132H83L82 134H81ZM212 132V133H211ZM218 132H216V133H218ZM126 133H128L127 131H126ZM129 133H130V131H129ZM133 133V132H132ZM132 133H131V135H129L130 137L132 136ZM161 133H162V135H161ZM249 134L248 136H244V134ZM134 134V133H133ZM136 134V135H137ZM120 135V134H119ZM127 135V134H126ZM135 135V136H136ZM141 135V136H142ZM216 135V134H215ZM215 135H213V136H215ZM251 135V136H250ZM85 136V137H86ZM134 136V137H135ZM138 136V135H137ZM136 136V138H138V137H140V135L137 137ZM209 137V139L207 138V137ZM218 136V135H217ZM122 137V139H123V136H121ZM262 137V138H263ZM88 138V139H89ZM136 138H135V140H134V142L136 141ZM141 138V137H140ZM205 138H207V139H205ZM215 138H216V136H215ZM126 139V138H125ZM131 139V138H130ZM132 139H133V137H132ZM142 139V138H141ZM151 139V138H150ZM162 139V138H161ZM163 139H164V137H163ZM213 139V137L211 138V140ZM225 139V140H224ZM261 139V138H260ZM259 139V140H260ZM138 140V139H137ZM143 140H145L144 138H143ZM149 140V139H148ZM152 140V139H151ZM155 140V139H154ZM166 140V139H165ZM209 141V142H212L213 143V141H217L216 139L215 140H213V141ZM86 141H87V139H86ZM141 141V140H140ZM140 141L138 140V142L139 143H137V144H139V146L141 145L140 144ZM158 140H156V142H157ZM163 140H161V142H162ZM193 141V140H192ZM191 141V142H192ZM198 141H196L197 143H198ZM219 141V140H218ZM217 141V142H218ZM264 141V140H263ZM34 142V143H33ZM99 142V141H98ZM133 142V143H134ZM142 142V144H144L143 143V141H141ZM150 142V141H149ZM160 142V141H159ZM173 142V143H172ZM190 142V143H191ZM252 142V141H251ZM255 142V141H254ZM109 143V142H108ZM112 143V142H111ZM124 143V142H123ZM126 143V142H125ZM125 143L124 144H122V146H123V148H124V151L125 150H127V152L129 153L130 152V154L131 155H133V157H135V156H137L136 157V159H135V161L137 162L138 160H137V158H138V152L140 151L141 152V146H140V149H139V151H137L136 150V148L135 147H132V145L131 146H127V144L125 145ZM128 143V142H127ZM158 143V142H157ZM166 143H167V141H166ZM199 143H198V148L200 147V145H199ZM234 143H232V145L234 144ZM261 142H259V144H260ZM264 143V142H263ZM102 144V143H101ZM155 144L156 143H154V146H155ZM173 145V146H176V145ZM211 144V143H210ZM210 144H208V142H207V144L205 145L206 146V149L208 150L207 152L209 153V154H206V156H205V158L204 159H206L207 160V155H210L211 153L213 154L212 156H218V155H215V154H219V159H218V157H216L218 160H219V163H216L215 161V163L216 164H220V165H222V166H224L225 168H227V169H223V171H225V170H228L229 171V168L231 169V167H232V164H234V163H232L228 158H225V151H226V149H223V150H225V151H223V150H221V151H223V156L224 157H222L221 155H222V153H220V152H218L217 151V149H219V148H217L216 149V147H218V146H216L217 145V143L215 144L214 143V146H216V147H214V146H212V145H210ZM247 144V145H246ZM129 145V144H128ZM147 145H148V143H147ZM157 145L158 144H156V146H155V149H157V148H160V146L159 147H157ZM166 145V144H165ZM169 145H166V147L167 146H169ZM170 145V146H171ZM191 145H193V144H191ZM251 145V144H250ZM248 146L247 148H249V147H251V146ZM253 145V144H252ZM257 145V144H256ZM256 145L254 146L255 148H256ZM105 146V145H104ZM115 146H117V145H115ZM119 146V145H118ZM117 146V147H118ZM122 146H121V148H122ZM143 146V145H142ZM152 146V145H151ZM162 146V145H161ZM172 146V147H173ZM196 146V145H195ZM262 147V144H260L259 145V147ZM264 146V145H263ZM157 147V148H156ZM165 147V148H166ZM194 147V146H193ZM258 147V146H257ZM144 148H146V145H145V147ZM149 149H150V145H149V147H148ZM148 148L147 149H143L144 150V152H145V150L147 151L148 150ZM152 148V147H151ZM162 149H164L163 147H161ZM160 148V149H161ZM176 148V147H175ZM200 148H202V150H203V147H200ZM205 148V147H204ZM220 148H224V147H220ZM179 149V150H180ZM185 149V151L184 152H186V153H188L187 152V150ZM192 150H194V149H196V148H191ZM191 149H189V150H191ZM244 149H246V150H244ZM129 150V151H128ZM151 150V149H150ZM169 150V149H168ZM178 150V151H179ZM188 150V151H189ZM191 150V151H192ZM201 149H197V151H199V152H201L200 151ZM228 150H227V155L229 156V154H228ZM251 150H253V151H251ZM149 151V150H148ZM152 152H153V150H151ZM156 151V150H155ZM158 152H156V153H159L160 151H159V149L157 150ZM162 151H164V150H162ZM166 151V150H165ZM164 151V152H165ZM171 150H169L168 152H170ZM181 151H180V153H181ZM191 151H189V153H188V155H195V156H197V157H195V159H197V160H195V162H196V164L198 165V155L196 154V152H195V154L194 153H192V154H190V152ZM249 151V150H248ZM247 151V152H248ZM250 151L251 152H253V155H256L255 156V158L256 157H258V156H262L261 154L260 155H258L257 156V152H254L255 150L252 148V149H250ZM256 151H258V149L256 150ZM126 152V153H127ZM139 152V153H140ZM144 152H141V153H143V155L144 156H146V154H144ZM150 152V151H149ZM174 152H176V151H174ZM174 152L172 151V155L174 154ZM183 152V153H184ZM199 152H197V153H199ZM205 152V151H204ZM207 152H205V153H207ZM214 152H215V154H214ZM251 152H248L249 154H252ZM124 153V152H123ZM140 153V154H141ZM177 153V152H176ZM180 153H179V155H180ZM186 153H184L185 155H186ZM203 153V152H202ZM202 153H200V154H202ZM256 153V154H255ZM260 153H262V151L260 150ZM111 154V153H110ZM113 154V153H112ZM117 154V153H116ZM148 154V153H147ZM152 154V153H151ZM155 154V153H154ZM160 154H161V152H160ZM171 154V153H170ZM183 154V155H184ZM225 154V155H224ZM234 154H236V153H234ZM249 154L248 155H246V156H249ZM258 154H259V152H258ZM94 155V157L93 158H95V156L97 157V158H99L98 160H94V161H92V159H89V157L90 156H93ZM142 155V156H143ZM166 155V154H165ZM179 155H177V156H179ZM183 155H181L182 156V158H184V156ZM187 155V156H188ZM115 156V155H114ZM141 156V155H140ZM140 156H139V158H140ZM148 156H150L149 154H148ZM152 156V155H151ZM155 156H157V155H155ZM159 156V155H158ZM161 156H162V154H161ZM168 156H169V154H168ZM171 156V155H170ZM169 156V157H170ZM176 155H175V157H174V155H173V157L176 159V158H178ZM181 156H179V158L181 159ZM189 156V157H190ZM203 155H201V156H199V157H202ZM235 156V155H234ZM241 156V155H240ZM128 158H129V156H127ZM164 157V156H163ZM172 156H171V158H172V160L174 159ZM189 157H188V159L185 157V160L184 161H186V162H190L191 161V159H189ZM193 157V156H192ZM192 157H190V158H192ZM209 157H211V156H208V158ZM232 157V156H231ZM239 157V156H238ZM242 157V156H241ZM241 157H239V158H241ZM249 157H253L254 158V156H249ZM116 158V157H115ZM122 158H124V157H122ZM138 158V159H139ZM141 158H144V157H141ZM151 158H155V157H151ZM168 158V157H167ZM166 158V159H167ZM171 158H168V160H170ZM194 158V157H193ZM193 158H192V160H193ZM203 158V157H202ZM212 158V159H211ZM210 159L211 160H209L210 161V163H211V161L213 160V159H215L214 157H211ZM247 158L248 157H246V160H247ZM252 158V159H253ZM96 159V158H95ZM117 159V158H116ZM133 159V158H132ZM156 159V158H155ZM161 159V158H160ZM174 159V160H175ZM204 159H202L203 161L202 162H204L205 160ZM217 159H215V160H217ZM233 159V158H232ZM235 159V158H234ZM233 159V160H234ZM251 159V158H250ZM249 159V160H250ZM251 159V160H252ZM257 159H259V158H257ZM261 159H263V158H261ZM260 159V160H261ZM36 160H41V163H42V161H48V165H42L43 167L42 168H38V164H36V166H37V168H38V170L37 171H35L34 169H33V171L34 172H31L30 170L28 171V169H27V167L30 165V164H32V163H34ZM119 160V159H118ZM140 161H138L139 163H142V161H144L145 163H142V165L144 166L145 164H146V168L147 169H145L144 167H142L141 166V164H140V167H142V168H144V171H143V169H142V171L143 172H147L146 174H147V176H148V174H149V176H151L152 177V180L153 179H159L160 181H162V183H161V185L163 184V182L165 183L164 185H166L167 184V186L169 185L171 188H173V189H178V190H180V191H175V192H178V193H181L182 191L181 190H185V191H187V194H190L191 193V195L192 194H196L197 195V200H203V199H205V200H208V201H212L211 202V204L213 203V204H216L217 203V201L215 200V198H214V201H215V203H214V201H213V199L211 198L210 199V197L208 196V194H210L211 192V190L209 191L210 193H206L205 194V192H204V187L202 188L201 187V184H200V186L199 185H197L196 187H195V184L194 183H196V184H198L195 180V178L196 177H188L189 179H194V183H192L193 181H191V183L190 182H188V180L185 182V179H184V182H179L177 179H175V173L173 172L174 171V168H173V171L171 170V173H174V174H171V173H169L170 172V170H169V166L168 167H166L165 166V164H164V160L162 161L163 162V165H164V167L167 169L168 168V171L169 172H167L166 173V171L165 172H163V171H161L162 173H165V174H163L162 175V173H159V175L157 174V172L158 171H156L155 169H153V168H155V167H153V166H155L154 164H153V161H151L150 160V162H152V163H150V165H152V167H150V165L148 166V164H149V160L148 161H146L145 159L144 160H142V159H139ZM154 160V159H153ZM172 160H170L171 162H172ZM173 160V163L175 162L176 164L178 163L177 161H179V160H175L174 161ZM182 159H181V163H182V161H183ZM201 160V159H200ZM199 160V161H200ZM248 160V161H249ZM259 160V161H260ZM38 161V162H39ZM134 161V162H135ZM239 161V160H238ZM254 161V163H255V160H253ZM263 161H264V159L263 160H261L260 162H262V164L264 165V163H263ZM133 162V163H134ZM146 162H148V163H146ZM155 162H157V161H155ZM154 162V163H155ZM170 162V163H171ZM193 162H194V160H193ZM195 162H194V164H195ZM214 162H212L213 164H214ZM243 162V161H242ZM250 162V161H249ZM161 163V162H160ZM169 163V162H168ZM181 163H178L179 165H181ZM191 163V162H190ZM188 164V166H186L187 165V163L186 164H183L182 165V167L185 165V168H188L191 164ZM205 163V162H204ZM203 163V164H204ZM209 162H206V164H205V166L206 167H208V169H210L211 171H212V169L214 168V170H216V168L213 166V168H212V166H211V168H209V166L208 165H210V164H208ZM211 163V164H212ZM240 163V162H239ZM257 163H259V162H257L256 161V165H258V166H260L259 164H257ZM45 164H47V163H45ZM130 164V163H129ZM136 164V163H135ZM156 164V163H155ZM158 164V163H157ZM215 164V165H216ZM246 164V163H245ZM250 164V163H249ZM254 164V166H256ZM261 164V165H262ZM33 165V164H32ZM138 165V164H137ZM160 165V164H159ZM173 165H175V164H173ZM179 165H177V166H179ZM219 165V170H221V171H219V172H221V173H223V174H221V175H225V174H228V172H222V169H221V166ZM234 165H236V164H234ZM244 165V164H243ZM248 164H246V166H247ZM251 165V164H250ZM249 165V167H251ZM261 166V167H263L264 168V166ZM35 166V165H34ZM130 166V165H129ZM139 166V165H138ZM161 166H162V163H161ZM192 166V165H191ZM190 166V168L192 169V171L194 170V173H195V166H193L194 167V169H193V167H191ZM199 167H201L200 165H198ZM204 166V165H203ZM202 166V167H203ZM253 166V167H254ZM30 168H32V166L30 165L29 166ZM39 167H41V165L39 164ZM163 167V166H162ZM163 167V168H164ZM175 167H176V165H175ZM179 167H181V166H179ZM182 167H181V169H182ZM197 167V166H196ZM224 167H222V168H224ZM233 167H235V166H233ZM232 167V168H233ZM248 167V166H247ZM14 168H16V167H14ZM36 168V167H35ZM129 168V167H128ZM136 168V167H135ZM156 168H158V167H156ZM161 168V167H160ZM177 168V167H176ZM184 168V167H183ZM190 168H188V169H190ZM255 168V167H254ZM258 168V167H257ZM256 168V169H257ZM263 168H258V170H262L261 172L263 173ZM165 169V170H166ZM191 169H190V171H191ZM200 169H202V168H200ZM200 169L198 170L200 173H203V171L204 170H202V171H200ZM235 169H238V167L236 166V168ZM235 169H233L232 170V172L233 171H235V172H237ZM240 169H242V168H240ZM248 169V168H247ZM147 170V171H146ZM185 169H183V171H184ZM218 170V169H217ZM216 170V171H217ZM239 170V169H238ZM245 170H246V168H245ZM250 170H251V168H250ZM254 170V169H253ZM252 170V171H253ZM7 171H8V169H7ZM160 171V170H159ZM176 171V170H175ZM178 171H180V170H178ZM186 171V170H185ZM198 171H197V173H198ZM231 171V170H230ZM239 171H243V170H239ZM2 172V171H1ZM187 172V171H186ZM218 172V173H219ZM244 172V171H243ZM251 172V171H250ZM254 172V171H253ZM4 173V172H3ZM122 173V174H121ZM183 173V172H182ZM189 173H191V172H189ZM200 173L197 175V176H199L200 175ZM216 173V172H215ZM217 173V174H218ZM225 173V174H224ZM237 173H239V172H237ZM237 173H234V178H235V174H237ZM242 173V172H241ZM248 174H250L249 172H247ZM252 173V172H251ZM258 172H256L255 173V175L257 174ZM260 173V172H259ZM259 173H258V175H259ZM9 174V175H8ZM178 174H180V173H177V176H178ZM192 174V173H191ZM230 174V173H229ZM253 174V173H252ZM261 174V173H260ZM120 175V176H119ZM219 175V174H218ZM233 175V174H232ZM231 174H230V176H229V178L232 176ZM238 175V177L237 178H235V179H239V176H240V174H237ZM243 175H245V177L243 176ZM262 175V174H261ZM260 175V176H261ZM263 175H264V173H263ZM18 176V179L21 177V179H24L25 180V182L23 181L22 183H25V186H23L22 184H21V186H18L17 188H16V185H17V182H18V179L16 178ZM20 176V177H19ZM126 176V177H127ZM148 176V178L151 180V178ZM181 176V175H180ZM195 176V175H194ZM228 176V175H227ZM242 178H247V179H245L246 180V184H248L247 183V180H249V182L251 181V180H253L252 179V177L254 176H250L251 178H248L249 176L248 175H246L245 174V172H244V174H242ZM247 176V177H246ZM133 177V178H134ZM154 177H156V178H154ZM200 177V176H199ZM224 177H226V176H224ZM255 177V176H254ZM257 177V176H256ZM259 177V176H258ZM257 177V178H258ZM136 178V177H135ZM147 178V179H148ZM179 180H182L181 178H179V177H177ZM186 178V177H185ZM187 178V179H188ZM207 178V177H206ZM227 178V177H226ZM225 178V179H226ZM263 178V177H262ZM261 177H259L258 179L260 180V179H262ZM35 179H36V182L35 183H38L37 185H34V187H33V185H32V183L35 181ZM199 179V180H198ZM197 180H198V182H201L203 179H200V178H198ZM228 179V178H227ZM232 179V178H231ZM235 179H232V181L234 180L235 181ZM258 179H257V181H258ZM20 180V179H19ZM129 180H131V179H129ZM140 180V179H139ZM138 180V181H139ZM201 180V181H200ZM205 180V179H204ZM244 179H242V181H243V184H245V181ZM256 180V179H255ZM22 181V180H21ZM127 181V180H126ZM135 181V180H134ZM141 181V180H140ZM155 181V180H154ZM209 182V180H206V182ZM231 181V180H230ZM240 181H241V179H240ZM255 182L254 180H253V183H252V181L250 182V184L251 185H258V182ZM261 181V180H260ZM130 182V181H129ZM158 182V181H157ZM204 182V181H203ZM202 182V183H203ZM262 182H264V180L263 181H261V184H263ZM140 183V182H139ZM179 185H178V184ZM205 183V182H204ZM210 183H211V181H210ZM221 183V182H220ZM76 185V187L74 188V186L73 187H70L69 189H71L72 188V190H69L68 189V186L69 185ZM217 184V183H216ZM224 184V183H223ZM238 184V183H237ZM259 184H260V182H259ZM71 185V186H72ZM141 185V184H140ZM204 185V184H203ZM202 185V186H203ZM208 185H209V183H208ZM218 185V184H217ZM225 185V184H224ZM234 185V184H233ZM256 185V189L258 188V186ZM244 186V185H243ZM247 186V188H248V185H246ZM250 186V185H249ZM262 186H264V185H262ZM147 187V188H146ZM209 187H211V186H209ZM219 187V186H218ZM220 187H223L222 185H220ZM224 187H226V186H224ZM223 187V188H224ZM253 187V186H252ZM252 187H250V188H252ZM261 189H262V187L261 186H259ZM36 188V189H35ZM255 188V187H254ZM35 189V190H34ZM149 189H151V188H149ZM170 189V188H169ZM219 189V188H218ZM221 189V191H223V189L222 188H220ZM236 189V188H235ZM205 190H208V189H205ZM225 190V189H224ZM226 190H229L228 188H226ZM225 190V191H226ZM239 190V189H238ZM253 190V189H252ZM258 190L260 191V189L258 188ZM162 191V190H161ZM174 191V190H173ZM217 191V190H216ZM220 191V190H219ZM220 191V192H221ZM257 191V190H256ZM255 191V192H256ZM0 192H4V190L3 191H0ZM160 192V193H159ZM190 192V193H189ZM233 192V191H232ZM235 192V191H234ZM264 192V189H262V193ZM8 192H6V194H7ZM166 193V192H165ZM183 193V192H182ZM185 194H186V192H184ZM212 193H213V191H212ZM211 193V194H212ZM222 193V192H221ZM221 193H219V194H221ZM227 193H231V192H228L227 191ZM257 193V192H256ZM4 194V193H3ZM173 194V193H172ZM184 194V195H185ZM186 194V195H187ZM235 194V193H234ZM234 194H229V195H227L226 194V196L224 197V195H223V197H224V199H226L227 201H231V200H233L232 202H234V201H237L236 203H239V204H241V206L240 205H237L236 203H234V205L236 204L237 206L235 207L234 205L232 206V207H234L233 209H232V211H234L235 212V214H240V216H241V214H244V215H246V214H248V210H252V212L250 213L252 216H254V214H256L257 215V217H256V215H255V218H257V219H259V221L261 222V219L262 218H264V208H263V206H264V204H262L261 205V198L260 197H258L259 198V200H260V202H259V200H257V198L256 197H253V198H255L256 199V201H254L255 199H253L252 198V200L253 201H247L246 200V198H245V200H242V198H240V197H242V195L244 196V194L242 193V195L240 194V192H239V196H237L236 194L234 195ZM261 194V193H260ZM264 194V193H263ZM10 195V194H9ZM11 195V196H12ZM177 195V194H176ZM180 195V194H179ZM179 195H178V197H179ZM191 195H189V196H191ZM195 195V196H196ZM213 195L214 194H212V197H213ZM218 195V194H217ZM221 195V196H222ZM246 195V194H245ZM258 195V194H257ZM11 196H9V198L11 197ZM45 196H48L49 197V199H48V202H46V203H43V199H44V197ZM175 196V195H174ZM173 196V197H174ZM188 196V197H189ZM211 196V195H210ZM259 196V195H258ZM43 197V198H42ZM182 196H180V198H181ZM186 197V196H185ZM199 197L200 198H203V199H199ZM218 197H220V196H218ZM263 197V196H262ZM5 198H6V195H5ZM13 198V197H12ZM11 198V199H12ZM194 198H196V197H194ZM238 198H240V199H238ZM42 199V200H41ZM46 199V200H47ZM171 199V200H170ZM182 199H184L183 197H182ZM210 199V200H209ZM217 199V198H216ZM223 199V198H222ZM264 199V198H263ZM3 200V199H2ZM45 200V199H44ZM72 200H75L77 203H78V205H80L81 207H83V208H85L86 210H91V211H93L96 215H97V217H95V215L93 216V218H94V220H91V219H93L92 217H91V215L93 214H91L90 215V217H89V215L86 217V216H82V215H78V213L79 212H82L81 214H84V212H83V210L82 211H80V210H78L79 212L77 213V212H74V213H77L76 215L74 214V215H72L73 213L71 212V207H72V204L70 205V202L72 201ZM190 200V201H189ZM221 199L219 198V201H220ZM226 200H221V201H223L224 202V205H225V203L227 202ZM251 200V199H250ZM4 201H5V199H4ZM177 201V200H176ZM188 201V202H187ZM208 201L206 202L207 204H209L208 203ZM219 201H218V203H219ZM11 202V201H10ZM177 202H180V201H177ZM205 202H203L204 204H206ZM223 202H222V204H221V207H223L222 205H223ZM262 202H263V200H262ZM4 203H6V202H4ZM12 203V202H11ZM11 203H9V204H11ZM193 203V204H192ZM197 203V205H198V202H196ZM201 203V202H200ZM221 203V202H220ZM7 204V203H6ZM226 204H228V202L226 203ZM229 204H231L232 205V203H229ZM4 205V206H3ZM13 205V204H12ZM202 205V204H201ZM218 205L219 204H217V210L219 209V207H218ZM8 206H10V205H8ZM202 206H204V205H202ZM206 206H208V205H206ZM209 206H211V205H209ZM208 206V207H209ZM214 206H216V205H214ZM225 206H227V205H225ZM75 208V207H74ZM205 208V207H204ZM203 208V209H204ZM212 208V207H211ZM216 208V207H215ZM223 208H226V207H223ZM223 208H220V209H223ZM16 209V210H15ZM22 209V208H21ZM214 209V208H213ZM218 210V211H220V212H224V211H221V210ZM228 209V208H227ZM253 210H254V212H253ZM73 211V210H72ZM226 211V210H225ZM231 211V212H232ZM247 212V213H246ZM233 213V212H232ZM56 214V213H55ZM217 214V213H216ZM215 213H214V215H216ZM228 214V213H227ZM234 214V213H233ZM235 214H234V216H235ZM60 215H62V214H60ZM60 215H59V217H60ZM64 215H65V213H64ZM78 215V216H77ZM212 215H213V213H212ZM230 215V214H229ZM55 216V215H54ZM58 216V215H57ZM80 216H82V218L80 217ZM228 216V215H227ZM247 216V215H246ZM245 216V217H246ZM248 216H250V215H248ZM43 217H45V218H43ZM70 217H67L68 219H71ZM125 217V216H124ZM225 217V216H224ZM236 217V216H235ZM66 218V219H67ZM91 218V219H90ZM222 218V217H221ZM228 218H232V217H230V216H228ZM234 218V217H233ZM233 218H232V220H233ZM238 220H240L239 218H238V216L236 217ZM243 218V217H242ZM247 218H249V217H247ZM60 219V218H59ZM68 219L66 220L67 222H68ZM224 219V218H223ZM251 219L252 218H250V219H248L249 220V222L251 221ZM17 220V221H16ZM52 220V219H51ZM127 220H129V217H128V219ZM245 221H246V219H244ZM243 220V221H244ZM247 220V221H248ZM255 220V219H254ZM64 221V219H61V221H59V222H63ZM234 221H237V220H235L234 219ZM257 221V220H256ZM256 221H254V222H256ZM262 221H264V220H262ZM40 222V221H39ZM45 222V221H44ZM44 222H42L41 221V223L43 224ZM46 222H47V220H46ZM50 222V221H49ZM48 222V223H49ZM55 222V221H54ZM102 222H101V224H102ZM240 222V221H239ZM252 222V221H251ZM259 222V223H260ZM31 223V222H30ZM36 223V222H35ZM78 223H80V222H78ZM99 223H100V220H99ZM98 223V225H100ZM258 223V222H257ZM256 223V224H257ZM19 224V225H18ZM40 224V223H39ZM126 224V225H125ZM138 224V223H137ZM156 224H157V227H155L156 226ZM248 224V223H247ZM255 224V223H254ZM261 224V223H260ZM259 224V225H260ZM263 224V223H262ZM44 225V224H43ZM48 225V224H47ZM47 225H44L45 227L47 226ZM51 225V224H50ZM57 224H55V226H56ZM97 225V224H96ZM97 225V226H98ZM139 225V224H138ZM24 226V227H23ZM28 226H30V225H28ZM41 226V225H40ZM55 226L53 227L54 229H56L55 228ZM253 226V225H252ZM264 226V225H263ZM27 227V226H26ZM34 227H35V224H34ZM39 227V226H38ZM42 227V226H41ZM49 227H51V226H49ZM66 227V226H65ZM74 227H76V226H73V229H74ZM254 227V226H253ZM28 228H32V227H28ZM44 228V227H43ZM58 228V230H59V226L57 227ZM77 228V227H76ZM85 228V229H86ZM26 229V228H25ZM54 229H52V230H54ZM145 229V230H144ZM29 230V229H28ZM45 230V229H44ZM67 230H68V228H67ZM88 230V229H87ZM86 230V231H87ZM95 230V229H94ZM119 230V229H118ZM55 231V230H54ZM70 233H72V230H68ZM74 231H76L75 229H74ZM111 231V230H110ZM263 231V230H262ZM88 232H90V231H87V233ZM106 232V231H105ZM34 233V232H33ZM38 233V232H37ZM57 235H56V234ZM65 232L64 231H56V232H53V233H50V237L52 238V239H54V242L56 243V247H54V249L52 248V246L51 247H49V249L50 248H52V250H54V252L55 253H59L61 250H62V242H63V239L62 238H65V236H63V234H64ZM113 233V232H112ZM114 233H116V232H114ZM183 233H185L186 235H183ZM3 234V233H2ZM20 234H21V232H20ZM23 234H26V238H20V239H25V246H26V244H28V245H30V246H32L31 244H34V245H38L39 247H37V248H39V249H37V250H40V248H45V242H43L42 240L43 239H39V238H37V237H35V236H33V234L31 233V230L30 231H27V230H25V232H23ZM39 234V233H38ZM73 234H74V232H73ZM78 234H79V232H78ZM82 234V233H81ZM89 234V233H88ZM93 235V234H92ZM116 235H118V236H120L121 234L119 233V234H116ZM115 234H113L112 236H108V237H105V238H107V240H110V241H113V242H116V243H119L120 242V240L118 239V237L116 236ZM41 236V235H40ZM81 236V235H80ZM89 236H90V234H89ZM102 236V235H101ZM127 236V235H126ZM198 236V235H197ZM206 236H204L203 238L205 239V237ZM48 237V236H47ZM122 237V236H121ZM199 237V236H198ZM45 238V240H46V237H44ZM201 238H202V236H201ZM5 239H7V238H5ZM7 239V240H8ZM66 239V238H65ZM142 239V238H141ZM1 241H4V240H2V238H1ZM9 241V240H8ZM7 242V243H11L12 244V242ZM199 242V241H198ZM4 243H6L5 241H4ZM19 243H21V242H19ZM98 243V242H97ZM100 243V242H99ZM115 243V244H116ZM200 243V242H199ZM202 243H204V242H202ZM12 244V245H13ZM22 244H23V242H22ZM64 244H65V242H64ZM101 244V243H100ZM15 245H20V244H15ZM23 245V246H24ZM48 245V244H47ZM87 245V244H86ZM1 246H3V245H1ZM11 246V245H10ZM106 246V245H105ZM105 246H103V247H105ZM117 246V245H116ZM120 246L123 248V247H125V248H127V246H123V243H120ZM129 246V245H128ZM202 246H205V245H203L202 244ZM15 247V246H14ZM19 247H22V245H20ZM18 247V248H19ZM26 247H28V246H26ZM120 247V248H121ZM16 248V247H15ZM34 248V247H33ZM32 248V249H33ZM97 248V247H96ZM121 248V249H122ZM131 248H133V247H131ZM138 248V247H137ZM210 249H211V245H210V247H209ZM214 248V249H215ZM22 249H24V247H22ZM26 249V248H25ZM46 249H48L47 248V246H46ZM80 249V248H79ZM79 249H77V250H79ZM85 249V248H84ZM87 249V248H86ZM118 249V248H117ZM143 249V248H142ZM142 249H141V251H142ZM205 249H207V248H205ZM214 249H213V251H214ZM37 250H35V251H37ZM51 250V249H50ZM97 250V249H96ZM100 250V249H99ZM103 250V253L102 254H93V255H91V256H89V261H93L94 262V264H137V262H136V255L135 254H132V252H130V251H125V252H123V254H125V257H124V261H123V259L121 260L120 258L122 257L121 255H120V251H118V250H110V249H102ZM126 250V249H125ZM127 250H128V248H127ZM143 250H145V249H143ZM147 251H149V248H147L146 249ZM145 250V251H146ZM152 250V249H151ZM208 250V249H207ZM30 251V250H29ZM32 251V250H31ZM63 251V250H62ZM80 251V250H79ZM85 251V250H84ZM122 251V250H121ZM132 251V250H131ZM135 251V250H134ZM184 251H185V255H184ZM5 252V251H4ZM34 252V251H33ZM47 252V251H46ZM45 252V253H46ZM64 252V251H63ZM76 252V251H75ZM96 252V251H95ZM154 252H155V250H154ZM0 253H2V252H0ZM43 253H44V251H43ZM64 253H66V252H64ZM100 253V252H99ZM156 253V252H155ZM8 254H9V251H8ZM8 254H6V256L8 257ZM35 254H36V252H35ZM34 253H33V255H35ZM42 254V253H41ZM67 254H69V252L67 253ZM143 254V253H142ZM145 254V253H144ZM52 255V254H51ZM1 256H3V253H2V255ZM14 256H15V253H14ZM14 256H12V255H10L9 257H12V258H15ZM16 256H18V255H16ZM71 256H72V254H71ZM79 256V255H78ZM188 256V255H187ZM4 257V256H3ZM32 257V256H31ZM68 257V256H67ZM70 257V256H69ZM141 257V256H140ZM203 257V256H202ZM1 258V257H0ZM17 259H18V257H16ZM24 258V257H23ZM27 259H28V257H26ZM25 258V259H26ZM71 258V257H70ZM74 258H76V257H74ZM73 258V259H74ZM142 258V257H141ZM188 258V257H187ZM216 258H215V260H216ZM8 259V258H7ZM17 259H13V262H14V260H17ZM40 259V258H39ZM39 259H37V261L39 260ZM189 259V258H188ZM191 259V258H190ZM196 259H198V258H196ZM9 260V259H8ZM23 260V259H22ZM29 260V259H28ZM35 260H36V258H35ZM192 260V259H191ZM194 260V259H193ZM193 260H192V263H193ZM201 260H202V258H201ZM200 260V261H201ZM210 260V259H209ZM214 260V261H215ZM2 261V260H1ZM11 261H12V259H11ZM28 264H31V263H29L30 261H33V257L29 260V261H27V260H25ZM42 261H43V259H42ZM42 261H41V259H40V261H38V264H42ZM203 261V260H202ZM206 261H208V259L206 260ZM17 262V261H16ZM34 262H36V261H34ZM56 262H58V260L56 261ZM143 262V261H142ZM181 262V261H180ZM185 262V261H184ZM183 262V263H184ZM188 262H190V261H188ZM195 262V261H194ZM26 263V264H27ZM62 263V262H61ZM64 263H65V260H64ZM63 263V264H64ZM72 263H74V262H72ZM151 263V262H150ZM149 263V264H150ZM163 263V262H162ZM168 263V262H167ZM186 263V262H185ZM196 263H198V264H203L202 262H196ZM0 264H1V262H0ZM7 264V263H6ZM20 264H22V263H20ZM36 264H37V262H36ZM48 264V263H47ZM49 264H55L54 263V260L52 261V263H49ZM66 264V263H65ZM69 264V263H68ZM78 264V263H77ZM86 264V263H85ZM152 264V263H151ZM158 264V263H157ZM160 264V263H159ZM163 264H165V263H163ZM171 264V263H170ZM191 264V263H190ZM209 264V263H208ZM216 264V263H215ZM220 264V263H219Z\"/></svg>",
	"mask_w": 264,
	"mask_h": 264
},
{
	"label": "rangeland",
	"instance_id": "rangeland-1",
	"mask_svg": "<svg viewBox=\"0 0 264 264\" xmlns=\"http://www.w3.org/2000/svg\"><path fill=\"white\" fill-rule=\"evenodd\" d=\"M27 2L28 4H30L29 6L31 7V9H30V7L26 4V5H23V6H25V7H27L28 9L27 10H25V11H22L23 10V7H22V5L21 4H25V2ZM38 2H36L35 0L34 1H30V0H28V1H26V0H0V42H2V46H1V43H0V53H1V55H2V49L4 50V53H6V54H8L7 52H10L11 50L10 49H7L8 47H4L3 48V45H7V43L9 44V45H7V46H10L11 47V45H12V47L14 46L15 47V45H16V47L18 48H14V49H12V47H11V49L12 50H14V54L17 56V53L16 52H18V55H19V53L22 55V57H24L25 55H28V57H33V56H37V55H39L40 54V50H45L46 48H48V46L50 47V48H48V50L46 49L45 51H49L50 49L51 50H53L52 48H55L54 50L56 51V48H59V50H61V49H67V52L66 51H63L64 52V54L65 53H67L68 54V52L70 53L69 55H72V56H76V54H75V52L76 53H80V51H81V53L80 54H82V52H83V54L82 55H85V56H88V57H90L91 55H88V54H91V51H96L97 52V49L98 48H100V50H99V52H102V49H108L109 48V46L112 44V43H116V40H117V36H118V38L120 39H118L117 40V42H121L123 39H124V37L126 36L125 35V32H127V31H125V29L126 30H129L128 32H127V35L129 34V35H131V32H132V29H133V31H135V30H137V31H144V30H146L145 32H148V37L149 38H147L145 41H146V43L148 44L147 46L148 47H153V49L151 50V52L152 51H154V50H156L155 52H153V53H151V52H149L150 51V49L151 48H148L147 47V53H144L143 52V54H141V53H137L139 56H138V58H142L143 56V59L141 60V59H138L139 61H137V57L135 58L136 60H135V62H137V65L135 64V62L133 63L134 65H136V67L134 68L133 66H131V65H129L130 66V68L131 67H133V68H129V66H128V70H127V67H126V65H124V70H125V67H126V70H127V72H126V70H125V72L128 74V77H127V75H126V73H124V74H122V73H117V72H114V74H116V76H114V77H123V75H124V78H125V80H124V78L123 79H119V80H117V78H113L111 75L112 74H110V76L108 75L107 76V74H105V73H101L100 71L101 70H104L102 67H101V69H99L98 71H99V73L98 74H96L95 72V74H96V76H94L95 74H92V71L91 72H88L87 70V73H89L90 74V76L92 75V76H94V77H89V74H88V78H85L86 76H84V78H82L83 76H82V73L81 74H79V76H78V74L76 73V77L78 78L77 80H76V77H75V73L74 72H64L63 73V71L61 70V71H57V72H54L53 70H48V67H46V68H44L45 70L43 71L44 73L42 74L41 72L42 71H39V72H37V75H35L34 74V76H31V78H29V79H27L28 80V82H27V84H28V87H25L27 90H28V88L30 87V85H31V83L33 84L32 86L35 88L36 87V85H39L40 83L37 81L38 79H44L45 80V78H47V77H50L51 79H46L45 80V84H44V86L46 85V84H48L49 82L48 81H56V79H58L59 78V80L56 82L57 84H56V86H59L60 84H62V86L64 85V84H66L67 86L69 85V84H77V83H79V85L80 86H76L79 90H81V91H83V92H85V93H88L87 95H89L90 97H92V98H94V99H96L97 100V98L100 100H102V98H104V97H106V98H109L108 96H110V94L112 95L110 98L111 99H113V97L114 96H117V94H115V93H118V96L117 97H119L122 93L123 94H125V95H131L132 93H134V94H137L141 99L142 98H146L145 99V103L146 102H148V101H146V100H148L149 98H147V95L150 93V96L151 97H154L153 99L152 98H150L149 100L150 101H152L151 103H150V101L147 103V104H145V106L146 107H144L143 109H141L143 106H139L138 108H134V107H132L131 109H122V108H119L118 109V107H117V109L115 108V106L114 107H112V106H108V105H105L104 106V104H103V106L101 105V108H103V110H105L106 111V109H107V112H110L109 110H112L113 111V108H114V112H112L111 111V113H113V114H115V115H117L118 114V112H119V114L121 115V116H123L124 114H127V113H125V111L126 112H128V115H133V116H137V113L139 114H141L142 112L141 111H143V114H145V115H150V114H153V116L154 115H157L156 117H161L162 116V114L163 115H165V118L168 120L169 118H170V116H173L174 117V114L176 115L177 113H176V111H178V110H180V112H181V114H188V111H189V113H190V115H196V116H198V115H200L201 114V112L204 114L205 113V115L204 116H208V117H212L213 115L212 114H214V116H215V114H218V113H220V114H223V115H229V113H230V111H228L229 109H231V111L233 110L232 108H237L236 109V111H244V107H246L247 108V106L249 107H252V105L254 106L253 108H252V114L254 113V115H256L255 117H258V116H261V117H258V121H260V122H264V120H262V119H264V115H263V113H264V107L262 108H260L258 105H260L262 102V104H264V85L263 84H256V85H258V86H254V84L255 83H253L250 87L249 86H245V87H243L242 86V84L240 85V82H231V84H230V82H224V81H219V80H212V82L210 83V79H208L207 77H205L204 75H202V74H200L201 73V71L198 69H196L197 67L193 64V63H190V53L191 54H193L192 52H190V51H188V50H186L187 52H186V55L188 54L189 56H187V57H189V60H187L188 58L185 56V54L184 55H182V53L180 52L181 50H179L180 48H176L175 46H174V44H168L167 42H161L162 40H160L159 42L158 41H156V38L154 37V34L153 33H150L151 31L149 30V28H147L146 26V24H142V23H140L139 22V17H137V19H133V17H132V19L131 18H129L127 15H126V17H125V19H123V21L120 23V21H119V23L118 22H107V23H101V24H103V25H101V26H98V25H96L97 24V21H98V19L97 18H95L96 16H93V17H90V18H88L87 19V17L86 18H83V20H82V22H81V20H80V17H79V21L78 20H71V18L70 17H73L72 15L73 14H71L70 15V17H67V16H65L64 15V17H63V15H60V17L61 18H58V17H55V16H57V15H59V14H55L54 12H52V13H54V14H52L51 13V11L49 10V8L50 7H48L49 6V3L50 4H52V2H51V0H46V2L43 4V2H44V0H37ZM56 1V0H55ZM73 1V0H72ZM71 1V2H72ZM106 1H109L108 3H106L105 5L107 6V8L105 7V6H103L102 7V10H101V14L102 13H106L105 14V16L107 15H109L108 17H110V15H112V11L111 10H113V8L112 7H115V8H117V13H118V15L120 16V14L122 13V16L121 17H123V15L125 16V13L126 14H129V12L128 11H131V13L132 14H134L135 12H134V10H132V9H127V12H126V10H123V9H125L126 8V6L127 5H121V3L119 4H117L116 2L118 1V0H106ZM116 1V2H115ZM121 1H126V0H121ZM138 1H140L141 3H142V1L141 0H138ZM144 1V3H142V9L143 10H147V9H149V10H147V11H150V12H153L154 10H157L155 13H159L158 15H161V13L159 12L160 10L159 9H161V8H164V9H166L168 6H169V3L170 2H172V3H170V4H173V3H177L178 2V0H169V1H165L167 4H166V6H165V2H163V3H161L162 2V0H160V1H158V0H143ZM147 1V2H146ZM149 1H150V3H149ZM173 1H175V2H173ZM179 1H181V0H179ZM200 2V0H197L196 2ZM202 1V0H201ZM205 1V0H204ZM204 1L202 2V3H204ZM207 1V0H206ZM205 1V3H204V5H202V3H201V6H203V7H205V5L207 6V5H209V3H211V2H209V1H207L206 2ZM24 2V3H23ZM47 2H49L48 4H47ZM110 2H114L115 3V6H114V4L113 3H111V5L113 4V6L111 7V5H110ZM160 2V3H159ZM190 2H193V3H191V7L193 8V7H195L197 4L194 2V1H190ZM189 2V3H190ZM198 2V6H200V3ZM209 2V3H208ZM35 3V4H34ZM38 3H40V4H38ZM56 3H58V5H60L59 4V1H57ZM55 3V4H56ZM146 3V4H145ZM151 3H153L152 5H151ZM154 3H157V4H159V6L157 5V4H154ZM42 4V5H41ZM54 3H53V5H51V7L53 6V7H55V6H57L58 7V5H55ZM162 4V6H160ZM217 4V3H216ZM20 5H21V7H20ZM33 5H34V8L35 9H33ZM47 5V6H46ZM89 5H90V3H89ZM88 5V3H87V6H89ZM116 5H121L122 7L121 8H119V6L117 7ZM144 5V6H143ZM164 5V6H163ZM195 5V6H194ZM215 5V4H214ZM35 6H38L39 7V9L37 10L36 9V7ZM48 7V9H46V7ZM13 7V8H12ZM37 7V8H38ZM43 7H45L44 9H46V12H48V13H46V12H44V9H43ZM110 9H109V8ZM151 7V8H150ZM157 7V8H156ZM197 7V6H196ZM218 7V8H217ZM21 8H22V10H21ZM106 10H104V9ZM127 8H129V7H127ZM145 8H147V9H145ZM215 9H218V10H222V5H220V4H218V5H215V7H214ZM220 8V9H219ZM50 9H52V8H50ZM119 9V10H118ZM153 9V10H152ZM164 9L163 10H161V12L162 11H164ZM32 10V11H31ZM33 10H34V12H33ZM36 10V11H35ZM48 10V11H47ZM110 10V11H109ZM10 11H14L13 12V20L15 19V18H17L16 16H18V20L17 19H15V21L14 22H10L9 23V21H8V23L10 24H8L6 21V16H9V15H11L12 14V12H10ZM19 11V12H18ZM28 11H29V16L31 15H36L35 16V18H37V21L39 20L38 18H40L41 20H39L40 22H36V19H34L33 17H31L30 16V18L27 16V15H24L25 13H28ZM39 11L41 12V11H43V12H41V13H39ZM125 13H124V12ZM212 11V10H211ZM9 12L11 13V14H9ZM16 12V13H15ZM35 12H37V13H35ZM111 12V13H110ZM120 12V13H119ZM8 13V14H7ZM15 13V14H14ZM22 13H23V15H22ZM34 13V14H33ZM46 13V14H45ZM108 13H110V14H108ZM130 13V14H131ZM212 13V15H213V11L211 12ZM3 14H5V16L3 15ZM41 14V15H40ZM43 14V15H42ZM45 14V15H44ZM104 14H102V15H104ZM46 15H48V16H46ZM55 15V16H54ZM14 16H15V18H14ZM26 18H25V17ZM50 16V17H49ZM54 17L53 19H52V17ZM92 16V15H91ZM104 16V17H105ZM132 16V15H131ZM215 16V15H214ZM1 17H3V19H5V20H3ZM136 17V16H135ZM211 17V16H210ZM210 17H208L209 18V22H210V24H209V22H208V24H207V22L205 23V25L203 26V25H200V26H195V28H196V30H198L200 27L202 28V31H200L201 30V28L199 29V32H201V34L204 36V34L203 33H205V34H207L208 32L209 33H213V37L214 36H216L217 37V35H219L220 36V34H222L223 35V37H222V35L220 36V37H222V38H224V39H229V37L230 36H232L231 38H234V36H235V34H233V33H228V31H226V30H223V29H221V31H222V33H221V31L220 30H216V28L217 27H219L218 26V23H219V19L217 20V18H212V20H210ZM216 17V16H215ZM44 18V20H42ZM46 18H48L47 20H46ZM49 18H51V19H49ZM94 19L93 21H94V23H93V21H92V19ZM23 19H24V22H23ZM61 19V20H60ZM84 19H85V21H84ZM88 21H92L91 23L90 22H88V24H86V23H84V22H86L87 20ZM96 19H97V21H96ZM129 19H131V21H129ZM214 19H216V22H217V24H216V22L214 21ZM31 21V23H34L35 22V24H37V26H36V28H34V27H32V28H30V21ZM48 22V24H46L47 22ZM70 20V21H69ZM136 22H135V21ZM76 21V22H75ZM77 21H78V23H77ZM84 21V22H83ZM214 21V23H212ZM43 22V23H42ZM46 22V23H45ZM50 22H55V23H50ZM71 22V23H70ZM80 22V23H79ZM126 22V23H125ZM133 22H135V23H133ZM162 22V25H164L165 24V22H164V20H162L161 21ZM181 21H179V24H181L180 23ZM4 23V24H3ZM13 25H12V24ZM28 23H30L29 25H27ZM44 25H42V24ZM114 25H113V24ZM118 23V24H117ZM137 23H140V24H137ZM189 23V22H188ZM24 24V25H23ZM55 24V25H54ZM91 24H93V25H91ZM94 24H95V26H94ZM99 24V23H98ZM121 24V25H120ZM124 24V25H123ZM130 24V25H129ZM185 24V27L184 28H186L187 26L190 28V30H189V28H187L189 31H191V29H192V31H194L195 29L193 28V26H194V24L193 23H189V24H187V22H183V24H181V25H184ZM191 24H193V25H191ZM213 24V25H212ZM215 24V25H214ZM38 25H40L39 26V28H38ZM49 25V26H48ZM100 25V24H99ZM112 25V26H111ZM126 25V26H125ZM140 25H142V26H140ZM145 25V26H144ZM189 25H191V26H189ZM206 25H211V26H209L208 28H207V26ZM217 25V26H216ZM29 26V27H28ZM47 26V27H46ZM96 26H98L97 28H96ZM128 26V27H127ZM213 26H214V28H213ZM216 26V27H215ZM53 27V28H52ZM55 27V28H54ZM100 27V28H99ZM106 29H105V28ZM130 27H131V31H130ZM138 27V28H137ZM142 29H141V28ZM204 27V28H203ZM206 27V28H205ZM34 28V29H33ZM60 28V29H59ZM76 28H77V30H76ZM101 28H102V30H101ZM109 28V29H108ZM136 28V29H135ZM209 28H211L210 30H209ZM213 28V29H212ZM31 29H32V31H31ZM56 29H58V30H56ZM139 29V30H138ZM148 29V30H147ZM49 30V31H48ZM98 30L100 31L99 33H98ZM187 30V31H188ZM204 30H206V31H204ZM92 31V32H91ZM125 31V32H124ZM211 31H214V32H211ZM215 31L217 32L216 34H215ZM220 31V34L218 33ZM225 31V32H224ZM104 33V34H103ZM150 33V34H149ZM224 33V34H223ZM111 34V35H110ZM113 34L114 35H116V36H113ZM152 34H153V36H152ZM210 34V35H211ZM229 34V35H228ZM232 34V35H231ZM68 35V36H67ZM72 35V36H71ZM86 35V36H85ZM91 35H93V36H90ZM123 35H125V36H123ZM128 35V36H129ZM82 36V37H81ZM95 36H96V39H95ZM101 36H102V38H101ZM110 36H112V37H110ZM121 36H122V38H121ZM76 37V38H75ZM94 37V38H93ZM116 38V40H115V38ZM127 37V36H126ZM125 37V38H126ZM153 37V38H152ZM206 37H210V36H208V34H207V36ZM212 37V36H211ZM226 37V38H225ZM10 38V39H9ZM99 38V39H98ZM152 38V39H151ZM229 39L230 40V42H232V48L231 47H229L227 50H226V52L225 51H221V50H216V52H218L219 53V51H220V53H219V55H217V53L215 52V51H213L214 53H216V55L214 54V55H212V58H213V56H215L214 57V59H217V58H223V56L224 55H226L227 53H228V55H233V56H239V57H247V56H252L253 55V53H255V51H257V50H255V48L256 47H254L253 48V46H254V44H250V43H246L245 41V43L243 42V39L241 40L240 38H238V37H236L235 36V39ZM57 41H56V40ZM69 39H70V41H69ZM75 39V40H74ZM86 39H87V41H86ZM95 39V40H94ZM98 39V40H97ZM122 39V40H121ZM145 39V38H144ZM239 40V41H241V43L238 41L237 42V40ZM97 40V41H96ZM110 40H111V42H110ZM150 40H152V41H150ZM232 40V41H231ZM234 40H235V43H234ZM28 41V42H27ZM41 41V42H40ZM63 41V42H62ZM69 41V42H68ZM72 41H75V42H72ZM124 41V40H123ZM5 42H7V43H5ZM70 42H72V43H70ZM154 42H155V44H154ZM157 42H158V44H160V46H161V48H162V50L164 49V50H166V48H167V53H166V51H162V50H160V46H158V44H157ZM3 43H5V44H3ZM12 43V44H11ZM49 44L48 46H47V44ZM75 43H77L76 45H75ZM89 43V44H88ZM167 43V44H166ZM237 43V44H236ZM244 43V44H243ZM14 44V45H13ZM40 44H42V45H40ZM44 44V45H43ZM53 44H54V46H53ZM80 44V45H79ZM94 44V45H93ZM150 44H152V45H150ZM165 44L166 45H168V46H165ZM235 44L237 45V46H235ZM238 44H240L241 46H238ZM248 44H249V46H248ZM19 45V46H18ZM155 45V46H154ZM242 45H244V48L242 47ZM45 46V47H44ZM53 46V47H52ZM91 46V47H90ZM97 48H96V47ZM105 46H107L106 48H105ZM246 46V47H245ZM20 47V48H19ZM40 47V48H39ZM41 47H43V48H41ZM69 47V48H68ZM154 47H156V48H154ZM240 48V50H239V48ZM250 48V50H249V48ZM252 47V48H251ZM170 48H172V49H170ZM177 51H175L174 49ZM238 48V49H237ZM245 48H247L246 50H245ZM15 49L17 50V51H15ZM65 49V50H66ZM69 49V50H68ZM71 49V50H70ZM96 49V50H95ZM236 49L238 50V51H236ZM243 49H244V51H243ZM7 50H9V51H7ZM28 50V51H27ZM31 50V51H30ZM39 50V51H38ZM50 50V51H51ZM58 50V49H57ZM58 50V51H59ZM73 50V51H72ZM172 50V51H171ZM189 50H191L190 48H189ZM248 50V51H247ZM252 50V51H251ZM23 51V52H22ZM31 53H30V52ZM38 51V52H37ZM61 51V53H63ZM72 51V52H71ZM231 53V51H232V53L231 54H229V52ZM235 51V55L233 54V52ZM243 51V52H242ZM251 52V54H247V52ZM37 52V53H36ZM86 52V53H85ZM99 52H97V53H99ZM171 52V53H170ZM180 52V53H179ZM190 52V53H189ZM212 52V53H213ZM3 53V54H4ZM24 53H26L25 55H24ZM28 53V54H27ZM32 53H34V54H32ZM36 53V54H35ZM71 53H73V54H71ZM88 53V54H87ZM97 53L95 54V53H93L92 55L94 56V55H97ZM151 53V55H148V54H150ZM158 53V54H157ZM170 54V56L171 57H173V59H171L170 58V56H168L169 54ZM174 53V54H173ZM239 53H244V55H242V54H240L239 55ZM30 54V55H29ZM32 54V55H31ZM79 54V55H80ZM87 54V55H86ZM137 54H135V56H137ZM158 55L159 57H156V56H153V55ZM177 54V55H176ZM182 56H181V55ZM209 54H211V53H209ZM146 55H148V57L149 56H152V57H155V58H152V57H147ZM177 56L178 58H176L175 56ZM180 55V56H179ZM247 55V56H246ZM263 55V56H262ZM92 56V57H93ZM148 58V59H150V60H152V62L153 61H160V63H158L157 62V66H155V67H153L154 65L153 64H156L155 62H150V61H148V60H146V61H148V62H150V64H151V67L149 66V64H148V62L147 63H145L146 61H143L146 57ZM184 56V57H183ZM25 57H27V56H25ZM24 57V58H25ZM27 57V58H28ZM161 57H163V58H161ZM169 57V58H168ZM183 57V58H182ZM217 57V58H216ZM262 57V58H261ZM18 58V60L19 59H21V56H20V58H19V56L17 57ZM146 58V59H147ZM158 58V59H157ZM161 58V59H160ZM165 58H167V59H165ZM168 59H170V60H168ZM264 59V52L262 51V53H261V55L258 57V59H257V63L256 62H253L255 65H260V63H262V61H264L263 60ZM17 60V59H16ZM175 60V61H174ZM177 61V62H176ZM179 61V62H178ZM183 61H185V62H188V63H185V62H183ZM144 62V63H143ZM166 62V63H165ZM258 62H260V63H258ZM141 63H143V67H144V65H145V68L146 67H148V71H147V68L146 69H140L141 71H139L138 69L140 68V67H142V66H139V65H141ZM168 63V64H167ZM178 65H177V64ZM159 64H161V65H159ZM185 64H187V65H185ZM191 64V65H190ZM252 64V63H251ZM249 65L251 68L253 67L252 65H254V64H252V65ZM148 65V66H147ZM179 65H181V68H180V66ZM192 65H193V67H192ZM257 65V66H258ZM163 66V67H162ZM176 66V67H175ZM190 66H191V68H190ZM153 67V68H152ZM156 67H158L159 69H157ZM162 67V68H161ZM184 67V68H183ZM195 67V68H194ZM255 68H256V66H254ZM253 67V68H254ZM150 68V69H149ZM152 68V69H151ZM253 68H252V70H253ZM134 69V70H133ZM184 71H183V70ZM191 69V70H190ZM193 69H195V71L193 70ZM131 70L134 72V74H132L133 72H131ZM157 70V71H156ZM163 70H164V72H163ZM252 70H249L248 71V77H252L251 79H254L255 78V73H252L251 75H250V73L252 72ZM48 71H50V72H48ZM137 71V72H136ZM139 71V72H138ZM158 71H161V72H159L158 73ZM166 71H167V73H166ZM185 71H187V73H185ZM190 71V72H189ZM97 72V71H96ZM103 72V71H102ZM131 72V73H130ZM135 72H136V74H135ZM152 73V75H151V73ZM157 72V73H156ZM172 72V73H171ZM189 72V73H188ZM46 73V74H45ZM56 73H58V74H60V75H58V74H56ZM63 73V74H62ZM70 73V74H69ZM74 73V74H73ZM148 73H150L149 75H147V76H149L148 77V79H147V77L146 78H144L145 77V74H148ZM154 73V74H153ZM160 73H162L161 75H159ZM164 73V74H163ZM166 73V74H165ZM173 74L174 76H176V77H172L171 76V74ZM193 75H192V74ZM196 73V74H195ZM246 73V72H245ZM40 74V75H39ZM71 74H72V77L74 78V79H72V77H71ZM99 74H103V77L100 75V78H98L99 76ZM104 74H105V76H104ZM138 74V75H137ZM156 74H158L159 75V78H157L158 77V75H156ZM186 74V75H185ZM200 74V75H199ZM43 75V76H42ZM65 75V76H64ZM70 75V76H69ZM86 75V74H85ZM130 75L132 76V79L134 80H132L131 79V77H130ZM143 75V76H142ZM155 76L156 78H153L152 79V77L151 76ZM192 75V76H191ZM2 75H0V79H2V80H4V78L3 77H1ZM80 76H82V77H80ZM142 76V77H141ZM153 76V77H154ZM166 77V82H163L162 81V79H163V77ZM194 76V77H193ZM196 76L198 77V78H196ZM204 78V80L202 79V77ZM254 76V77H253ZM110 77H112V82L110 81L111 80V78ZM126 77H127V79H126ZM130 77V78H129ZM134 77V78H133ZM138 77H139V79H140V77H141V79H140V81L141 80H143V81H146V79H147V82L149 81H152V80H156L158 83H163V84H161V85H158V83H157V85H158V88L156 87V89H158L159 90V88H164L163 90H162V92H161V90H156V89H154V92H153V90L151 91V92H149V90H145V91H143L144 89H143V87H141V85H139V84H141V82H139V80H138ZM151 77V78H150ZM160 77H161V79H160ZM164 77V78H165ZM167 77H172V78H174V79H177L176 81H172L171 79H169V78H167ZM32 78H34V79H32ZM53 78H55V80L53 79ZM63 78H65V79H63ZM69 78V79H68ZM82 78V79H81ZM98 78V79H97ZM104 78V79H103ZM110 79L109 81H107V80H105V79ZM131 79L132 81V86H131V84H130V80L129 79ZM206 78H207V80H206ZM7 79H8V77H7ZM6 79V80H7ZM32 79V80H31ZM36 79V80H35ZM53 79V80H52ZM60 79H62V82L63 81H65V82H69L68 84L67 83H62L61 81H60ZM66 79L68 80V81H66ZM88 79H93V81L94 82H90ZM95 79H97L96 81H95ZM100 79H102V80H100ZM121 81V82H119L120 84H118V82L116 81ZM150 79V80H149ZM159 79L162 81V82H159ZM173 79V80H174ZM196 79V80H195ZM2 80H0V81H2ZM6 80H4V82L3 83H5V81ZM72 80H74L75 82L74 83H70V82H72ZM85 80V81H84ZM86 80H88V82H90V83H87V81ZM113 80H115L114 81V84H113ZM124 80V81H123ZM127 80H128V82L129 83H126L127 82ZM169 80V81H168ZM181 80H182V82H181ZM203 80V81H202ZM30 81H31V83H30ZM34 81H37V83H39V84H37L36 83V85H35V83H34ZM51 81H50V83H51ZM76 81H77V83H76ZM156 81H155V83H156ZM180 81V82H179ZM184 81V82H183ZM218 81V82H217ZM8 82H10L11 83V85H10V83H8ZM12 82H14V81H12V79H8L7 80V85H10V86H13V83ZM48 82V83H47ZM101 84H100V83ZM133 82L135 83L134 85H133ZM137 82V83H136ZM138 82H139V84H138ZM169 83L168 84V86L166 87L165 85H166V83ZM175 82V83H174ZM176 82L178 83V84H180L183 88H181V86L179 85L178 86V84H176ZM206 82V83H205ZM15 83V82H14ZM94 83H95V85H94ZM111 83V84H110ZM126 83V84H125ZM171 83V84H170ZM174 83V84H173ZM181 83H183V84H181ZM208 83H210L209 85H208ZM220 83V84H219ZM237 86V88H236V86L234 85V84ZM6 84V83H5ZM42 84V85H43ZM93 85V86H90V85ZM97 84V85H96ZM98 84H100V85H98ZM109 84V85H108ZM127 84H129V86L127 85ZM138 84V85H137ZM165 84V85H164ZM185 84V85H184ZM212 84L213 85H216V86H220V88H218V87H216L215 88V86L213 87L212 86ZM218 84V85H217ZM221 84H222V86H221ZM223 84H225L226 86H224ZM228 84V85H227ZM54 83L53 84H51L50 86H49V84L48 85H46V86H48V87H54ZM108 85V86H107ZM121 85H123V86H121ZM135 85H137V88H136V86ZM169 85L171 86L172 85V87H169ZM231 85V86H230ZM262 85H263V87H262ZM41 84L37 87V89L38 90H40L41 91ZM44 86H42V89L44 90ZM61 86V85H60ZM87 86V89L85 88ZM135 86V87H134ZM163 86V87H162ZM176 86V88H179V89H177L178 91H175L174 93H173V95H172V92L174 91H170V90H172L171 88H173V89H176V88H174ZM178 86V87H177ZM206 86H207V88H206ZM231 88H230V87ZM260 86V88L261 89H259L258 87ZM13 87H16L17 88V86H16V84L13 86ZM33 87H31L30 89H29V91H33ZM65 87V86H64ZM84 87V89H82V88ZM128 87H130V88H128ZM168 87H169V89H168ZM227 87V88H226ZM234 87H235V89H234ZM81 88V89H80ZM132 88V89H131ZM142 88V89H141ZM166 88V89H165ZM223 88V89H222ZM240 88V89H239ZM242 88V89H241ZM250 88V89H249ZM258 88V89H257ZM32 89V90H31ZM36 89V88H35ZM35 89H34V91H35ZM123 89V90H122ZM136 89H137V91H136ZM139 89H141V90H139ZM209 89V90H208ZM247 91H246V90ZM2 89L0 88V91H1ZM43 90L41 91V93H43ZM86 90V91H85ZM90 90V91H89ZM100 90V91H99ZM155 90H156V92H155ZM168 90V91H167ZM186 91L188 94V96L187 95H185L184 93V91ZM191 92H190V91ZM211 90V91H210ZM214 90V91H213ZM230 90V91H229ZM234 90V91H233ZM239 92H238V91ZM248 90H250V91H248ZM33 91V92H34ZM88 91V92H87ZM91 91H92V94H94V92L96 91L97 92V94H96V92H95V95H97V96H95V95H93V96H91ZM142 91H143V93H142ZM164 91V92H163ZM170 91V92H169ZM184 93H183V92ZM198 91H200V92H198ZM228 91H229V93H228ZM234 93H232V92ZM37 92H39V91H37ZM104 92V93H103ZM122 92V93H121ZM130 92V93H129ZM139 92V93H138ZM141 92V93H140ZM146 94H145V93ZM161 92V93H160ZM169 92V93H168ZM182 92V93H181ZM193 92H198V93H193ZM236 92V93H235ZM242 92H244V93H242ZM3 92L1 91L0 92V100L1 101H4V94H2ZM41 93H39V94H41ZM99 93H101L100 95H98ZM156 93V94H155ZM192 93V94H191ZM231 93V94H230ZM259 93V94H258ZM103 94V95H102ZM105 94V95H104ZM134 94L132 95V96H134ZM140 94V95H139ZM145 95V96H143V95ZM157 95V96H155V95ZM163 94H166V96L168 95V99H170V100H168L167 99V97L166 96H164L163 97V104H159V96L161 95V97L163 96ZM183 96H182V95ZM202 95L203 94V96H205V97H202V96H200L199 97V95ZM216 96H215V95ZM229 94V95H228ZM235 94L237 95V97H235ZM241 94V95H240ZM243 94V95H242ZM246 94V95H245ZM3 95V97H1ZM154 95V96H153ZM171 95H172V98H173V100L171 99ZM175 95H178V96H176L175 98H174V96ZM181 95V96H180ZM193 95V96H192ZM248 95V96H247ZM102 96V97H101ZM136 96V95H135ZM149 95H148V97H150ZM207 96V97H206ZM239 96V97H238ZM263 96V97H262ZM155 97L157 98L156 100H157V102H156V100L154 101V99H155ZM177 97H179V98H177ZM183 98V100L184 99H186L184 102H185V104H184V102H182V100H180V99H182ZM189 97H191V98H193V101H199V102H194L195 104H191L193 101H191L190 100V98ZM197 97V98H196ZM235 97V98H234ZM256 97H258V98H256ZM116 98V97H115ZM196 98V99H195ZM199 98H200V100H199ZM205 98H206V100L207 101H210L211 103H208V102H206L205 101ZM228 98V99H227ZM180 100L179 102L180 103H182V104H180L177 100ZM204 99V100H203ZM224 99L225 100H227V102H225L224 101ZM238 99V100H237ZM257 99V100H256ZM258 99H262L260 102V104H258L259 103V101H258ZM98 100V101H99ZM144 100V99H143ZM174 100H176V101H174ZM213 100V101H212ZM231 100V101H230ZM232 100H234V101H232ZM237 100V101H236ZM241 100V101H240ZM243 100V101H242ZM247 100H248V102H247ZM249 100H250V102H249ZM254 100V101H253ZM165 101L167 102H172V101H174L175 102V104H173L174 102H172V105L173 106H171V103H169L168 104V102H167V104L165 103ZM201 101H203V104L201 105ZM205 101V102H204ZM228 101H230V102H228ZM257 101V102H256ZM177 102L179 103L178 105H177ZM234 102H236V103H234ZM239 102H240V104H239ZM254 104H253V103ZM154 103V104H153ZM162 103V102H161ZM165 103V104H164ZM186 103H188L189 104V106H188V108H187V104ZM197 103V104H196ZM242 103V104H241ZM246 105H244V104ZM248 103H250V105L248 104ZM252 103V104H251ZM9 104V105H8ZM158 104V105H157ZM210 104V105H209ZM230 104V105H229ZM237 104V105H236ZM5 105H8V106H10L11 107V110H13V114H15L16 116H19V115H21L20 117L21 118H24V120L27 122V124L30 126V127H32L31 129L32 130H34L35 132H37V133H40L39 135L40 136H43L42 135V128H41V126H40V124L39 123H37V121L35 120H33V118L31 117V115H27V113L25 112V111H23L22 112V109H19V107H17V106H14V105H12V103L10 104V103H5ZM150 105V106H149ZM154 105V106H153ZM170 105V106H169ZM176 105V106H175ZM180 105H182V108H181V106ZM186 105V106H185ZM195 105V106H194ZM201 107H200V106ZM203 105H205V107L203 106ZM212 105V107H210ZM219 105V106H218ZM107 106H108V108H107ZM157 106H158V108L160 109V106H162V109L164 108H167L166 110H162V112H160L161 111V109L160 110H158V108H157ZM164 106V107H163ZM166 106V107H165ZM169 106V107H168ZM191 106H194V107H191ZM224 106V107H223ZM226 106V107H225ZM230 106V107H229ZM262 106V105H261ZM264 106V105H263ZM16 107V109H14V108ZM106 107V108H105ZM111 107V108H110ZM147 107H149L148 109H147ZM172 107V108H171ZM174 107V108H173ZM180 107V109H178ZM194 109V111L195 110H197V112H199L198 113V115H197V112H195L194 113V111H193V113H192V110L190 109ZM204 107V108H203ZM207 107V108H206ZM214 107V108H213ZM215 107H216V109H217V113H216V109H215ZM228 107V108H227ZM232 107V108H231ZM240 107V108H239ZM256 107V108H255ZM257 107L259 108V111H257L258 109H257ZM18 108V109H17ZM146 108V109H145ZM153 108L155 109V111L153 110ZM188 110H186V109ZM203 108V109H202ZM219 108V109H218ZM220 108L221 109H223V112H222V110H220ZM224 108H226V109H228L227 110V112H226V109H224ZM122 109V110H121ZM133 109V110H132ZM173 109V110H172ZM174 109H177L176 111L174 110ZM183 109H185L184 111H183ZM210 110V113H211V115H210V113H209V111L208 110ZM240 109V110H239ZM256 109V110H255ZM263 109V110H262ZM16 110V111H15ZM118 110V111H117ZM129 110V111H128ZM135 110V111H134ZM138 110V111H137ZM148 110H153L152 112L153 113H151L150 111V113L148 112L147 113V111ZM156 110H158L157 112H160V114L158 113L157 114V112H156ZM170 111V115L168 114V111ZM200 110V111H199ZM202 110V111H201ZM220 110V111H219ZM255 110V111H254ZM131 111V112H130ZM134 111V112H133ZM140 111V112H139ZM146 111V112H145ZM173 113H172V112ZM191 111V112H190ZM212 111H214V112H212ZM224 111H225V113H224ZM234 111V110H233ZM254 111V112H253ZM261 111H263V112H261ZM37 112H38V110H37ZM43 112V111H42ZM42 112L40 113V112H38L39 113V115H37V116H40V115H42ZM116 112V113H115ZM132 112H133V114H132ZM137 112V113H136ZM145 112V113H144ZM156 112V113H155ZM175 112V113H174ZM180 112H178L179 114H180ZM185 112V113H184ZM208 112V113H207ZM258 112V114H256ZM122 113H124V114H122ZM136 113V114H135ZM155 113V114H154ZM192 113V114H191ZM118 114V115H119ZM135 114V115H134ZM139 114V115H140ZM260 114V115H259ZM167 115H169L168 117H167ZM219 115V114H218ZM217 115V116H218ZM258 115V116H257ZM43 116H44V112H43ZM41 116L42 117V119L43 120H45V121H47L46 119H44V117L45 118H47L46 116ZM201 116L203 117V115L201 114ZM201 116H199V117H201ZM30 117V118H29ZM163 117V116H162ZM27 118V119H26ZM164 117L162 118V119H165ZM40 119V118H39ZM41 119V120H42ZM260 119V120H259ZM34 121V122H32V121ZM262 120V121H261ZM44 121V123H46ZM30 124H29V123ZM147 122V121H146ZM146 122H144L145 124H146ZM262 122V123H263ZM47 123L48 124H50V122H48L47 121ZM262 123H259V124H262ZM39 124V125H38ZM94 124V123H93ZM113 125H111V126H114V127H112V128H117V129H115L116 130V132H118L117 133V135L118 136H120V138H121V140L119 139V137L116 139V141H115V139L113 138L112 139V137L111 138H108L109 136L108 135H106V136H103L102 138L100 137L99 139H97L96 141L94 140V142H95V144L96 145H98V143H99V145L102 147H106V149H108V151H109V155H112V156H110L111 158H114L116 161H118V163L121 161V163L123 162V164H124V167H126L127 169H130V170H134L135 169V171H134V175H136L137 173H139L138 174V177H137V175L133 178V177H128L127 175V177L125 176V174H122L121 176H120V178L122 177L123 179L122 180H124V178H125V182L129 185L130 183H133L134 182V184H137L140 188H142V187H145V185L146 186H148V185H150V186H148V190H152L153 188H155V189H153V190H155V191H157L158 190V188H160L161 190H158V191H160L162 194L164 193L166 196H167V198L169 199L170 197L172 198V201L175 203V204H177V205H179V206H181L183 203H186V200L185 199H192L191 201H196V202H198V205H197V203L196 202H194V205L196 206V207H198L197 209H199L200 211H203V213H205L204 211H206V213L208 214L209 212H208V210H210V213H209V215H211L212 217H214L215 218V216L218 218V216L217 215H219V220H221V221H223V220H227V222L229 221H232V223H234V224H236V226L238 225V223H239V225L237 226V227H244V228H253V229H255V230H257V231H259V230H261L260 232H263L264 233V221H262V220H264V218H262L261 219V222L259 221V219H257V218H255V215L256 214H254V216H252L250 213L252 212V210H248L249 212H248V214H246V215H244V214H241V216H240V214H235V212L234 211H232V209L234 208V207H232L233 205H234V203H236L237 201H234V202H232L233 200H229V201H227L226 199H224V197L226 196V194L227 195H229V194H236L237 196H239L240 194L242 195V193L244 194V196L242 195V197H240V198H242V200H245V198H246V200L247 201H253L252 200V198L253 197H256L257 198V200H259V198L258 197H260L262 200H263V202H262V200H261V202H260V200H259V202L261 203V205L262 204H264V192L262 193V189H264V186H262V185H264V182H262L263 184H261V181H263L264 180V175H263V173H264V170H263V173L261 172L262 170H258V168L260 167V168H263V167H261L263 164H262V162H260L261 160H263L264 159V137L263 136H260V137H258V138H255V137H253V135L251 136L252 138H250V140H249V138L247 139L248 141H247V144H248V146L250 145L251 147H249V148H247L246 147V149H244V150H246V152L244 151H242V153H240V155L242 156H240L239 155V153L238 152H236L235 150H234V152H233V154H232V150L230 151V148H234L235 146L234 145H236L234 142H232V141H229L228 143H229V145H231V147L229 148V150H228V148H226L225 146H219V145H221V143L218 145V143L220 142V140L222 141V139L224 138L223 137V135H221L220 136V139H219V135L221 134V132H218V131H215V133H212L211 135H210V132L207 134V136L209 135V137H213V139L211 140V138H210V140L211 141H213V140H217V141H213V143L212 142H209V141H206L205 143L207 144V142H208V144H210V145H212V146H214V143L216 144L217 143V145L216 146H218V147H216V146H214V147H216V149L217 148H219V149H217V151L218 152H220L221 150H223V149H226V151L225 150H223V151H225L224 153L226 154H224L225 155V158H228L232 163H234V164H236V165H234V164H232V167L233 166H235V167H231V169L229 168V171L228 170H225V171H223V169H227V168H225L224 166H222V165H220V164H216V163H219V154L217 153V154H215V152H214V154L215 155H218V156H212L213 154L211 153L210 155H207V160L206 159H204L205 158V156H206V154H209L207 151V149H206V144H203L204 142H202V144L200 145V141H198L197 139H196V141H198V143H199V145H200V147H203V150H202V148H198L197 146H198V143L195 141L194 142V140L195 139H192V140H190V141H188V142H186L185 144H187L186 146H189L190 145V147L191 148H196V149H194V150H192L191 148H189L188 147V149H186L187 150V152L189 153V151H191L190 152V154H192V153H194L195 154V152L197 151V149H201L200 151L201 152H199V151H197V152H199V153H197L196 152V154L198 155V165H204L203 167L201 166V167H199L197 164H196V162H195V160H197V159H195V157H197V156H195V155H188V153H186V152H184L185 151V149L183 148V150L181 151V149H182V147L181 146H178L177 147V145L175 144V143H173L171 146L169 145V143H171V141H168L167 140V138H165V136H164V134H163V137H164V139H163V137L161 136V138L158 136V139H157V137H149L148 136V138H145V137H147V135L145 134V137H143L144 135H142L141 133H139L138 132V134H137V131H135L134 129H132L131 127L130 128H127V127H129V126H126V125H119L118 123H116V124H114V123H112ZM147 124H148V122H147ZM87 125V124H86ZM96 127L98 126L96 123L94 124ZM116 125H119L118 127H115ZM120 126H122L121 127V129H120ZM40 127V128H39ZM90 127H91V124H90ZM96 127H94V128H96ZM126 127V128H125ZM101 128H102V126H101ZM101 128H99V130H102V129H104L105 128V126L101 129ZM36 129V130H35ZM80 131H82V128H78ZM77 129V131H79ZM121 131H120V130ZM76 130V129H75ZM84 130V133L83 132H81V134L83 133V140H85V142H88V140L89 141H91V144H92V142H93V138H89L88 136H84V134L85 133H87V134H89L91 131L90 130H86V129H83ZM112 130V129H111ZM124 130V131H123ZM135 132H134V131ZM90 131V132H89ZM123 131V132H122ZM126 131L128 132V133H126ZM129 131H130V133H129ZM89 132V133H88ZM101 132V131H100ZM134 134H133V133ZM214 132V131H213ZM216 132H218V133H216ZM78 133H80V132H78ZM131 133H132V136L130 137L129 135H131ZM220 133V134H219ZM120 134V135H119ZM127 134V135H126ZM129 134V135H128ZM139 136L140 135V137L142 138H140V137H138L137 135ZM216 134V135H215ZM138 137V138H136V136ZM142 135V136H141ZM161 135H162V133H161ZM213 135H215L216 136V138H215V136H213ZM218 135V136H217ZM249 135V134H248ZM246 133L244 134V136H248ZM121 136H123V139H122V137ZM135 136V137H134ZM206 136V137H207ZM44 137V136H43ZM132 137H133V139H132ZM209 137H207L208 139H209ZM263 137V138H262ZM89 138V139H88ZM126 138V139H125ZM131 138V139H130ZM135 138H136V141L134 142V140H135ZM143 138L145 139V140H143ZM152 140H151V139ZM207 138H205V139H207ZM261 138V139H260ZM86 139H87V141H86ZM140 141H143V143L144 144H142V142L140 141V146H141V152H144V150L143 149H147L148 147H149V145H150V149L151 150H153V152L148 148V150L150 151H146L145 150V152H144V154H146V156H144L143 155V153H141L140 151H139V149H140V146H139V144H137V143H139L138 142V140ZM149 139V140H148ZM155 139V140H154ZM166 139V140H165ZM207 139V140H208ZM260 139V140H259ZM156 140H158L157 142H156ZM161 140H163L162 142H161ZM225 140V139H224ZM99 141V142H98ZM150 141V142H149ZM160 141V142H159ZM166 141H167V143H166ZM192 141V142H191ZM252 141V142H251ZM255 141V142H254ZM93 142V143H94ZM109 142V143H108ZM112 142V143H111ZM125 143V145L127 144V146L129 147V146H131L132 145V147H135L136 148V150L137 151H139L138 152V158H139V156H140V158L139 159H142V160H146V161H148L149 160V164H148V166L150 165V163H152V162H150V160L151 161H153V164L155 165V166H153V167H155V168H153L152 167V165H150V167H152L153 169H155L156 171H158L157 172V174L159 175V173H162L161 171H163V172H165L166 171V173L167 172H169L168 171V168H169V170H170V172L169 173H171V170L173 171V168H174V173H175V179H177L179 182H184V179H185V182L188 180V182H190L191 183V181H193L192 183H194L195 181L198 183V184H196V183H194L195 184V187L197 186V185H199L200 186V184H201V187L203 188L204 187V192H205V194L207 193H212V191H213V193L212 194H214L213 195V197H212V194L210 193V194H208V196L210 197V199L212 198L213 199V201H214V198H215V200L217 201H219V198L221 199V200H226L227 202H228V204H226L225 203V205H227V206H225L224 205V202L223 201H219V203H218V201H217V203L216 204H211V202L210 201H208V200H205V199H203V198H200L199 197V199H203V200H197L198 198H197V195L196 194H192L191 195V193L190 194H187V191H185V190H181L182 192L181 193H178V192H175V191H180V190H178V189H173V188H171L169 185L167 186V184L166 185H164L165 183L163 182V184L161 185V183H162V181H160L159 179H157L156 177H154V178H156V179H153L152 180V177L151 176H149V174H148V176L151 178V180L148 178V176H147V172H143L144 171V168L145 169H147L146 168V164L143 166L142 165V163H145L144 161H142V163H139L138 161H140L138 158H137V162L135 161V159H136V157L137 156H135V157H133V155H131L130 154V152L128 153L127 152V150H125L124 151V148H123V146H122V144H124ZM128 142V143H127ZM134 142V143H133ZM191 142V143H190ZM259 142H261L260 144H262V147L260 146L259 147ZM34 143V142H33ZM89 143V142H88ZM102 143V144H101ZM122 143V144H121ZM147 143H148V145H147ZM154 143H156V144H158L159 146H160V148L161 147H163L164 149H160V148H157V147H159L158 145H157V149H155V146H156V144H155V146H154ZM232 143H234L233 145H232ZM129 144V145H128ZM169 145V146H167L166 147V145ZM176 145V146H173V145ZM191 144H193V145H191ZM246 144V145H247ZM253 144V145H252ZM257 144V145H256ZM98 145V146H99ZM105 145V146H104ZM115 145H119L118 147L117 146H115ZM143 145V146H142ZM145 145H146V148H144L145 147ZM152 145V146H151ZM162 145V146H161ZM196 145V146H195ZM256 145V148L254 147ZM121 146H122V148H121ZM173 146V147H172ZM194 146V147H193ZM237 146V145H236ZM258 146V147H257ZM152 147V148H151ZM166 147V148H165ZM176 147V148H175ZM205 147V148H204ZM220 147H224V148H220ZM181 148V149H180ZM232 148V149H233ZM254 149L255 151L254 152H257V156L258 155H262V156H258V157H256L255 158V156L256 155H253V152H251V151H253V150H251L250 151V149ZM159 149V151L161 152V154H162V156H161V154H160V152L159 153H156V152H158L157 150ZM171 150L170 152H168L169 150ZM180 149V150H179ZM189 149H191V150H189ZM258 149V151H256ZM156 150V151H155ZM162 150H166L165 152L164 151H162ZM179 150V151H178ZM189 150V151H188ZM227 150H228V154H229V156L227 155ZM249 150V151H248ZM260 150L262 151V153H260ZM129 151V150H128ZM172 151L174 152V151H176V152H174V157H175V155L177 156V155H179V153H180V151H181V153H180V155L179 156H181V155H183L184 153H186V155L184 154L183 156H184V158H182V156H181V159L183 160H185V157L188 159V157L190 156V157H192L193 158V160H194V162H195V164H194V162H193V160H192V158H190L189 157V159H191V163L190 162H186V161H182V163L183 164H186L187 163V165L186 166H188V164L190 163L191 165V167H193V166H195V173H194V170L192 171V169L190 168V166L188 167V168H190L191 169V171H190V169H188V168H185V165L182 167V163H181V159L179 158V156H177L178 158H176L177 160H179V161H177L174 157H173V155H172ZM195 151V152H194ZM207 152V153H205V152ZM223 151H221L220 153H222V157H224L223 156ZM251 152L252 154H249L248 152ZM124 152V153H123ZM127 152V153H126ZM184 152V153H183ZM203 152V153H202ZM258 152H259V154H258ZM111 153V154H110ZM113 153V154H112ZM117 153V154H116ZM150 155V156H148V154ZM152 153V154H151ZM155 153V154H154ZM171 153V154H170ZM200 153H202V154H200ZM234 153H236V154H234ZM166 154V155H165ZM168 154H169V156L171 155L178 163H181V165H179L178 163L176 164L175 162L173 163V160H172V158H171V156L169 157L168 156ZM248 155L249 154V156L251 155V156H254V158L253 157H249V156H246V155ZM256 154V153H255ZM115 155V156H114ZM143 155V156H142ZM152 155V156H151ZM155 155H157V156H155ZM159 155V156H158ZM188 155V156H187ZM201 155H203L202 157H199V156H201ZM205 155V156H204ZM235 155V156H234ZM127 156H129V158L127 157ZM164 156V157H163ZM208 156H211V157H214L215 159H217L216 157H218V159L217 160H215V159H213L212 161H211V163L212 162H214V164L212 163H210V161L209 160H211L212 158L211 157H209L208 158ZM232 156V157H231ZM241 157V158H239V157ZM94 157V155L93 156H90L89 157V159H92V158ZM117 159H116V158ZM122 157H124V158H122ZM141 157H144V158H141ZM151 157H155V158H151ZM171 158L170 160H172V162L170 161V160H168V158ZM246 157H248L247 158V160H246ZM96 158V159H95ZM95 158H93L92 159V161H96V160H98L99 158H97L96 156H95ZM133 158V159H132ZM135 158V159H134ZM161 158V159H160ZM167 158V159H166ZM211 158V159H210ZM234 160H233V159ZM252 160H251V159ZM257 158H259V159H257ZM261 158H263V159H261ZM119 159V160H118ZM120 159H122V160H120ZM154 159V160H153ZM201 159V160H200ZM202 159H204L205 161V163L204 162H202L203 160ZM209 159V160H208ZM250 159V160H249ZM261 159V160H260ZM164 162V164H165V166L166 167H168L167 169L164 167V165H163V162ZM174 160V161H175ZM200 160V161H199ZM239 160V161H238ZM250 162H249V161ZM253 160H255V163H256V161L257 162H259V163H257V164H259L260 166H258V165H256L255 163H254V161ZM260 160V161H259ZM39 160H36L34 163H32V164H30L31 166H32V168H30L29 166L27 167V169H28V171L30 170L31 172H34L33 171V169L35 170V171H37L38 170V168L40 169V168H42L43 166L42 165H48V161L46 162V161H42V163H41V160L38 162ZM135 161V162H134ZM155 161H157V162H155ZM243 161V162H242ZM134 162V163H133ZM141 162V161H140ZM156 164H155V163ZM162 163V166L164 167H162L161 166V163ZM169 162V163H168ZM171 162V163H170ZM206 162H209L208 164H210V165H208L209 166V168H211V166H212V168H213V166L216 168V170H214V168L212 169V171L210 170V169H208V167H206L205 166V164H206ZM240 162V163H239ZM45 163H47V164H45ZM130 163V164H129ZM136 163V164H135ZM146 163H148V162H146ZM158 163V164H157ZM204 163V164H203ZM248 164L247 166H246V164ZM251 165H250V164ZM263 163H264V161H263ZM36 164H38L37 166H38V168H37V166H36ZM39 164L41 165V167H39ZM139 166H138V165ZM140 164H141V166L142 167H144V168H142V167H140ZM160 164V165H159ZM173 164H175L176 165V167H175V165H173ZM216 164V165H215ZM244 164V165H243ZM254 164L256 165V166H254ZM262 164V165H261ZM35 165V166H34ZM130 165V166H129ZM177 165H179V166H181L182 167V169H181V167H179V166H177ZM207 165V164H206ZM219 165L221 166V169H222V172H228V174H225L224 176H226V177H224L223 175H221V174H223V173H221V172H219V171H221V170H219ZM249 165L251 166V167H249ZM197 166V167H196ZM219 168H218V167ZM236 166L238 167V169L239 170H243L244 172H245V174L246 175H248L249 177L248 178H251L253 175L255 176H253L252 177V179L256 182L257 181V179L259 178V177H263L262 179H258V181L260 182V184H259V182H258V188L260 189V191L258 190V188L256 189V185L254 186V185H251L250 184V182L252 181V183H253V180H251L250 182H249V180H247V183L248 184H246V180L245 179H247V178H242L243 176L245 177V175H243L242 176V174H244V172L243 171H239L238 169H235L236 168ZM255 168H254V167ZM264 166V165H263ZM14 167H16V168H14ZM36 167V168H35ZM129 167V168H128ZM136 167V168H135ZM156 167H158V168H156ZM161 167V168H160ZM222 167H224V168H222ZM258 167V168H257ZM134 168V169H133ZM200 168H202V169H200ZM240 168H242V169H240ZM245 168H246V170H245ZM248 168V169H247ZM250 168H251V170H250ZM257 168V169H256ZM7 169H8V171H7ZM11 169V172H9V170ZM19 169V170H18ZM142 169H143V171H142ZM166 169V170H165ZM183 169H185L184 171H183ZM193 169H194V167H193ZM200 169V171H202V170H204L203 171V173H200L198 170ZM233 169H235L237 172H239V173H237V172H235V171H233L232 172V170ZM254 169V170H253ZM264 169V168H263ZM18 170V172L19 171H21L20 170V168L18 167V166H16V165H13L11 168H3V169H0V173H2L3 175H7V173L6 172H9V174L10 175H14V173L16 172ZM160 170V171H159ZM176 170V171H175ZM178 170H180V171H178ZM231 170V171H230ZM254 172H253V171ZM2 171V172H1ZM14 171V173L12 174V172ZM147 171V170H146ZM197 171H198V173H197ZM253 173H251V172ZM4 172V173H3ZM135 172H136V174H135ZM183 172V173H182ZM189 172H191V173H189ZM216 172V173H215ZM219 172V173H218ZM242 172V173H241ZM247 172H249L250 174H248ZM256 172H260L259 173V175H258V173L255 175V173ZM174 173H171V174H174ZM177 173H180V174H178V176H177ZM200 173V177L199 176H197L198 174ZM219 175H218V174ZM232 175L230 178H229V176H230V174ZM234 173H237V174H240V176H239V179H235V178H237L238 177V175L237 174H235L236 176H235V178H234ZM8 174V175H9ZM16 174L17 175H19L18 173H15V175L14 176H16ZM163 174H165V173H162V175ZM181 175V176H180ZM195 175V176H194ZM228 175V176H227ZM261 175V176H260ZM251 176V177H250ZM258 178H257V177ZM20 177V176H19ZM177 177H179V178H181L182 180H179ZM186 177V178H185ZM190 177H196L195 179V181H194V179H189ZM207 177V178H206ZM247 177V176H246ZM17 179H18V176L16 177ZM148 178V179H147ZM188 178V179H187ZM198 178H200V179H203L201 182H198ZM226 178V179H225ZM235 179V181L233 180L232 181V179ZM20 179V180H19ZM18 179V182H17V185H16V188L18 187V186H21V184L23 185V186H25V183H22L23 181L25 182V180L24 179H21V177ZM129 179H131V180H129ZM141 181H140V180ZM198 179V180H197ZM205 179V180H204ZM240 179H241V181H240ZM242 179H244L245 181V184H243V181H242ZM256 179V180H255ZM22 180V181H21ZM127 180V181H126ZM135 180V181H134ZM139 180V181H138ZM155 180V181H154ZM206 180H209V182L207 181L206 182ZM231 180V181H230ZM130 181V182H129ZM133 181V182H132ZM158 181V182H157ZM205 183H204V182ZM210 181H211V183H210ZM36 182V179H35V181L32 183V185H33V187H34V185H37L38 183H35ZM140 182V183H139ZM203 182V183H202ZM221 182V183H220ZM208 183H209V185H208ZM218 185H217V184ZM225 185H224V184ZM238 183V184H237ZM1 184V183H0ZM141 184V185H140ZM142 184H143V186H142ZM148 184V185H147ZM178 184V183H177ZM180 184V183H179ZM178 184V185H179ZM204 184V185H203ZM234 184V185H233ZM72 185V184H71ZM69 185L68 186V189L70 188V187H73L74 186V188L76 187V185L74 184V185ZM181 185V184H180ZM203 185V186H202ZM220 185H222L223 187L224 186H226V187H220ZM244 185V186H243ZM246 185H248V188H247V186ZM250 185V186H249ZM142 186V187H141ZM209 186H211V187H209ZM219 186V187H218ZM253 186V187H252ZM259 186H261L262 187V189L259 187ZM250 187H252V188H250ZM255 187V188H254ZM19 188V187H18ZM149 188H151V189H149ZM170 188V189H169ZM219 188V189H218ZM220 188H222L223 189V191H221V189ZM226 188H228L229 190H226ZM236 188V189H235ZM36 189V188H35ZM34 189V190H35ZM205 189H208V190H205ZM211 191H210V190ZM226 191H225V190ZM239 189V190H238ZM253 189V190H252ZM4 190V192H0V200L2 201V203L5 205V207H8V209L10 208H16V206H17V210H22L21 212H23V211H27L28 209H29V207H24L23 208V206L21 207V206H18L17 205V202L15 203H13V201H15L16 199L14 198V196L12 195V193L10 192V191H12V190H10V189H2V188H0V191H3ZM69 190H72V188L71 189H69ZM174 190V191H173ZM217 190V191H216ZM222 192H220V191ZM257 190V191H256ZM157 191V192H158ZM210 191V192H209ZM227 191L228 192H231V193H227ZM233 191V192H232ZM235 191V192H234ZM257 193H256V192ZM6 192H8L7 194H6ZM159 192V193H160ZM166 192V193H165ZM184 192H186V194L184 193ZM239 192H240V194H239ZM4 193V194H3ZM168 193H169V195H170V197H168ZM173 193V194H172ZM219 193H221V194H219ZM261 193V194H260ZM10 194V195H9ZM163 194V195H164ZM177 194V195H176ZM180 194V195H179ZM185 194V195H184ZM218 194V195H217ZM224 195V197H223V195ZM234 194V195H235ZM246 194V195H245ZM259 196H258V195ZM5 195H6V198H5ZM12 195V196H11ZM164 195V196H165ZM175 195V196H174ZM178 195H179V197H178ZM189 195H191V196H189ZM196 195V196H195ZM211 195V196H210ZM222 195V196H221ZM9 196H11L10 198H9ZM174 196V197H173ZM180 196H182L184 199H182V197L180 198ZM186 196V197H185ZM189 196V197H188ZM218 196H220V197H218ZM263 196V197H262ZM13 197V198H12ZM44 197V196H43ZM42 197V198H43ZM194 197H196V198H194ZM12 198V199H11ZM49 199V197L48 196H45L44 197V199L42 200L43 201V203H46V202H48V199ZM223 198V199H222ZM240 198H238V199H240ZM3 199V200H2ZM4 199H5V201H4ZM47 199V200H46ZM209 199V200H210ZM251 199V200H250ZM253 199H255V198H253ZM171 200V199H170ZM180 201V202H177V201ZM183 200H185V201H183ZM245 200V201H246ZM12 203H11V202ZM182 201H183V203H182ZM190 201V200H189ZM208 201V203L209 204H207L206 202ZM254 201H256V199L254 200ZM4 202H6V203H4ZM188 202V201H187ZM201 202V203H200ZM203 202H205L206 204H204ZM221 202V203H220ZM222 202H223V207H226V208H223V207H221V204H222ZM9 203H11V204H9ZM214 203H215V201H214ZM229 203H232V205L231 204H229ZM13 204V205H12ZM72 204V207H71V212L73 213L72 215H76L79 211L78 210H80V211H82L83 210V212H84V214H81L82 212H79L78 213V215L80 214V215H82L83 217L84 216H88L89 215V217H90V215H91V217L93 218V216L95 215V217H97V215L93 212V211H91V210H86L85 208H83V207H81L80 205H78V203L75 201V200H72L71 202H70V205ZM193 204V203H192ZM204 205V206H202V205ZM217 204H219L218 205V207H219V209L220 208H223V209H220L221 211H224L223 213L222 212H220V211H218L217 210ZM237 205H240L241 206V204H239V203H236ZM234 205L235 207L237 206V205ZM3 205V206H4ZM8 205H10V206H8ZM15 205V206H14ZM184 205V204H183ZM182 205V206H183ZM206 205H211V206H206ZM214 205H216V206H214ZM12 206H14V207H12ZM263 206V205H262ZM75 207V208H74ZM205 207V208H204ZM212 207V208H211ZM216 207V208H215ZM22 208V209H21ZM204 208V209H203ZM214 208V209H213ZM228 208V209H227ZM263 208H264V206H263ZM16 210V209H15ZM73 210V211H72ZM226 210V211H225ZM235 214V216L237 217L238 216V218L240 219V220H238L235 216H234V214L232 213V212ZM54 212V213H53ZM74 212H77V213H74ZM253 212H254V210H253ZM24 213V212H23ZM52 213H53V217L52 216H50V217H48L47 219L45 218V217H43V218H45V222L41 219L42 218V216L40 217H38V218H36V219H33V220H31V221H29V222H26V223H28V224H26L25 225V227H24V229H22L21 228V226H19V236H16L17 237V241H15L16 243L15 244H20V245H22V247H24V249H22V247H19L18 245H15V244H13V242L10 240V238L8 239V237L7 236H4L5 234H6V231H1L0 232V252H2L3 253V256H1L2 255V253H0V262H1V264H20V263H22V264H26L27 262L25 261V260H27V261H29L32 257H33V261H30L29 263H31V264H36V262H37V264H38V261H40V259H41V261H42V259H43V261H42V264H49V263H52V261L54 260V263L55 264H63L64 263V260H65V263L66 264H94V262L92 261H89V256H91V255H93V254H102L103 253V250L102 249H110V250H118V251H120V255L122 256L120 259L122 260L123 259V261H124V257H125V254H123V252H125V251H130V252H132V254H135L136 255V262H137V264H149L150 262L152 263V264H163V263H165V264H198V263H196V262H202L203 264H224L221 260L220 261H218L219 259L218 258H216V260H215V258L214 257H210V256H207L206 258H205V251L206 252H213V253H211V256L213 255V254H217V251H216V248H215V241H214V239L212 238V237H210L209 236V239H208V237L205 235V234H203V235H200V234H192V235H190V234H188V240H191V242L192 243H194V245L195 246H198L200 249H201V252H200V254L202 253V251H204L201 255L203 256H197V255H195L194 253H197V252H190L189 250L188 251H186V255H185V251H184V261L186 262H184V261H182V260H177V259H168L167 261H161V258H160V255L159 254H157V253H159L158 251H157V248H151V247H147V241H148V235H146V232L145 233H143V235L140 237V244L135 248V246L134 245H132V243H131V239H132V233L131 232H127V231H124L122 228H115V229H113L112 230V224H114V223H116V222H118V223H122L123 225H124V223H126L127 225L128 224H132L133 223V226L135 225V227H137V228H143V227H145V225H144V219L142 218V217H137V218H132V217H130L129 215H127V214H124L123 215V218L122 219H120V221H115L114 219H112V224L110 225H105L102 221L103 220H101V218H103L102 216H98V218H99V220H100V223H99V220L97 219V221H96V223L95 222H93L92 224H90V227L89 228H86L85 227V224H84V222H82V220H80V221H78V222H80V223H78L76 220L77 219H75V221H73V216H72V218L70 217V216H68L67 214H66V212L65 211H60L59 213H58V208H56V206H54L53 208H52ZM56 213V214H55ZM64 213H65V215H64ZM212 213H213V215H212ZM214 213L216 214V215H214ZM228 213V214H227ZM247 213V212H246ZM255 213V212H254ZM60 214H62V215H60ZM230 214V215H229ZM55 215V216H54ZM58 215V216H57ZM59 215H60V217H59ZM77 215V216H78ZM230 216V217H234L233 218V220H232V218H228V216ZM248 215H250V216H248ZM82 216H80L81 218H82ZM125 216V217H124ZM225 216V217H224ZM246 216V217H245ZM67 217H70L71 219H68ZM128 217H129V220H127L128 219ZM222 217V218H221ZM243 217V218H242ZM247 217H249V218H247ZM256 217H257V215H256ZM60 218V219H59ZM68 219V222L66 221L67 219ZM224 218V219H223ZM250 218H252L251 219V221L249 222V220L248 219H250ZM52 219V220H51ZM61 219H64V221L63 222H59V221H61ZM91 219V218H90ZM234 219L235 220H237V221H234ZM244 219H246V221L244 220ZM255 219V220H254ZM46 220H47V222H46ZM91 220H94V218L93 219H91ZM244 220V221H243ZM248 220V221H247ZM257 220V221H256ZM17 221V220H16ZM40 221V222H39ZM41 221L42 222H44L43 224L44 225H47L46 227L41 223ZM50 221V222H49ZM55 221V222H54ZM240 221V222H239ZM254 221H256V222H254ZM31 222V223H30ZM36 222V223H35ZM49 222V223H48ZM101 222H102V224H101ZM258 222V223H257ZM261 224H260V223ZM40 223V224H39ZM98 223L100 224V225H98ZM139 225H138V224ZM248 223V224H247ZM255 223V224H254ZM257 223V224H256ZM263 223V224H262ZM34 224H35V227H34ZM51 224V225H50ZM55 224H57L56 226H55ZM98 226H97V225ZM125 224V225H126ZM260 224V225H259ZM19 225V224H18ZM28 225H30V226H28ZM42 227H41V226ZM251 225V227H249ZM254 227H253V226ZM27 226V227H26ZM39 226V227H38ZM49 226H51V227H49ZM55 226V228L56 229H54L53 227ZM59 226V230L61 231H64L65 233L63 234V236H65V238H62L63 239V242L61 243L63 246H62V250L64 251V252H66V253H64L62 250L59 252V253H55L54 252V250H52V248L54 249V247H56V243L54 242V239H52L51 237H50V233H53V232H56V231H59L58 230V227ZM66 226V227H65ZM73 226H76V227H74V229L76 230V231H74V229H73ZM28 227H32L31 229L30 228H28ZM44 227V228H43ZM155 227H157V224H156V226ZM26 228V229H25ZM67 228H68V230H72V233H70L68 230H67ZM86 228V229H85ZM259 230H258V229ZM29 229V230H28ZM45 229V230H44ZM52 229H54V230H52ZM88 229V230H87ZM95 229V230H94ZM119 229V230H118ZM25 230H27V231H30L31 230V233L33 234V236H35V237H37L38 235V237L37 238H39V239H43L42 241L43 242H45L46 244V246H47V248L48 249H46V246H45V248H40V250H37V249H39V248H37V247H39L38 245H34V244H31L32 246H30V245H28V244H26V246H28V247H26L24 244H25V239H20V238H26V234H23V232H25ZM90 231V232H88L89 234H90V236H89V234L87 233V231ZM111 230V231H110ZM145 230V229H144ZM263 230V231H262ZM106 231V232H105ZM20 232H21V234H20ZM34 232V233H33ZM39 234H38V233ZM73 232H74V234H73ZM78 232H79V234H78ZM113 232V233H112ZM114 232H116V233H114ZM3 233V234H2ZM5 233V234H4ZM82 233V234H81ZM121 234L120 236H118V235H116V234ZM56 234V233H55ZM93 234V235H92ZM113 234H115L117 237H118V239L120 240V242L119 243H116V242H113V241H110V240H107V238H105V237H108L109 235L110 236H112ZM41 235V236H40ZM57 235V234H56ZM81 235V236H80ZM102 235V236H101ZM127 235V236H126ZM183 235H186L185 233H183ZM199 237H198V236ZM48 236V237H47ZM122 236V237H121ZM201 236H202V238H201ZM204 236H206L205 237V239L203 238ZM44 237H46V240H45V238ZM1 238H2V240H4L6 243H4V241H1ZM5 238H7V239H5ZM142 238V239H141ZM12 242V244L11 243H7V242ZM200 243H199V242ZM19 242H21V243H19ZM22 242H23V244H22ZM64 242H65V244H64ZM98 242V243H97ZM101 244H100V243ZM202 242H204V243H202ZM116 243V244H115ZM120 243H123V246H127V248H128V250H127V248H125V247H121L120 246ZM48 244V245H47ZM87 244V245H86ZM202 244L203 245H205V246H202ZM1 245H3V246H1ZM11 245V246H10ZM24 245V246H23ZM52 246V248H50L49 249V247H51ZM106 245V246H105ZM117 245V246H116ZM129 245V246H128ZM210 245H211V249L209 248L210 247ZM16 248H15V247ZM103 246H105V247H103ZM19 247V248H18ZM34 247V248H33ZM97 247V248H96ZM122 249H121V248ZM131 247H133V248H131ZM26 248V249H25ZM33 248V249H32ZM80 248V249H79ZM85 248V249H84ZM87 248V249H86ZM118 248V249H117ZM147 249V248H149V251H145V250H143V249ZM205 248H207V249H205ZM215 248V249H214ZM77 249H79V250H77ZM97 249V250H96ZM100 249V250H99ZM126 249V250H125ZM141 249H142V251H141ZM152 249V250H151ZM213 249H214V251H213ZM30 250V251H29ZM32 250V251H31ZM35 250H37V251H35ZM85 250V251H84ZM122 250V251H121ZM132 250V251H131ZM135 250V251H134ZM154 250H155V252H154ZM5 251V252H4ZM8 251H9V254H8ZM34 251V252H33ZM43 251H44V253H43ZM47 251V252H46ZM76 251V252H75ZM96 251V252H95ZM35 252H36V254H35ZM46 252V253H45ZM69 252V254H67ZM100 252V253H99ZM14 253H15V256H14ZM33 253L35 254V255H33ZM42 253V254H41ZM143 253V254H142ZM145 253V254H144ZM6 254H8V257L6 256ZM52 254V255H51ZM71 254H72V256H71ZM198 254V253H197ZM10 255H12V256H14L15 258H12V257H9ZM16 255H18V256H16ZM79 255V256H78ZM188 255V256H187ZM32 256V257H31ZM68 256V257H67ZM71 258H70V257ZM142 258H141V257ZM16 257H18V259L16 258ZM24 257V258H23ZM26 257H28V259L26 258ZM74 257H76V258H74ZM189 259H188V258ZM9 260H8V259ZM26 258V259H25ZM35 258H36V260H35ZM40 258V259H39ZM74 258V259H73ZM193 260V263H192V260ZM196 258H198V259H196ZM201 258H202V260H201ZM11 259H12V261H11ZM13 259H17V260H14V262H13ZM23 259V260H22ZM37 259H39L38 261H37ZM208 259V261H206ZM210 259V260H209ZM2 260V261H1ZM58 260V262H56ZM201 260V261H200ZM215 260V261H214ZM17 261V262H16ZM34 261H36V262H34ZM143 261V262H142ZM181 261V262H180ZM188 261H190V262H188ZM195 261V262H194ZM62 262V263H61ZM72 262H74V263H72ZM163 262V263H162ZM168 262V263H167ZM184 262V263H183ZM64 263V264H65ZM150 263V264H151ZM28 264V263H27ZM41 264V263H40ZM117 264V263H116Z\"/></svg>",
	"mask_w": 264,
	"mask_h": 264
}]
</instances>
